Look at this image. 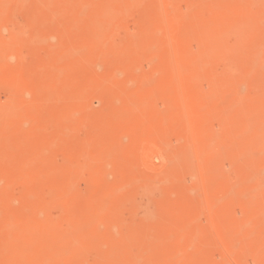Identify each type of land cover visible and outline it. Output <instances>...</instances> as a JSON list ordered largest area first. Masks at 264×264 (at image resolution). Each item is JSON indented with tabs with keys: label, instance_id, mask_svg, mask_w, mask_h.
Listing matches in <instances>:
<instances>
[{
	"label": "rangeland",
	"instance_id": "1",
	"mask_svg": "<svg viewBox=\"0 0 264 264\" xmlns=\"http://www.w3.org/2000/svg\"><path fill=\"white\" fill-rule=\"evenodd\" d=\"M5 1L6 2L8 1L7 4L5 3ZM9 1H11V0H2L0 2V7H1L0 9H2V11L0 10V35L3 36V37L2 36H0V37L2 38V42L4 41V43H3L4 45H7L10 42V40H12L13 37H14L13 40H15V39L17 40V38H18L19 41H21V42H18V44L19 43L20 44H19V46H17V48H15L16 51L14 52V54L12 56H11L12 53L10 55L8 54L7 55L8 57H6V58L4 57L6 55V53L4 54L3 50H2L4 47H1L2 49L0 48L1 49L0 50V57L4 54V56L0 58V62H2V63H0V65H1L0 66V104L2 105V106L0 105V109L3 106H5V103L9 106V107L8 106L7 107L10 109V110L7 109V107L5 106L7 110L5 108H4V110L10 111V116H9L10 118H6V116L9 115L8 114L9 112L6 113L7 115L3 113V116L6 115V116H4V119L5 120L7 119V122L4 121V119H3L4 123L2 121V123H1L2 125L0 124L1 128H3V124H4V128L2 130L0 129L1 130L0 135L2 134V131H3V134L0 136L1 137L0 138V145L2 143H3V145H1L0 148L8 145L7 147L3 148V150L5 149V152H4L5 155H3L4 154L3 152L0 153V159L2 157H5V158H2L3 160H0V167L3 166L2 169L0 168V173L2 172V174H3V176H1L2 174H0V176H1L0 177V195H1L0 196V220L2 221V222L0 221V264H21V262H23L25 260L26 256L24 257V255H23L24 249L22 250V248H24V246H22L21 243L19 242L21 239L20 236L22 235V231H23V230L20 231L22 229V228H19L20 222H22L21 225L24 228L26 227V225H24L26 223H27V226H29V224L31 225L29 227H26L25 229L27 231V228H30L28 230L29 235L30 236L32 235L34 237L33 238L31 236V238H33V241L35 240L34 243H36V244L34 246L33 241L30 238V236H29V239H31V240H28L27 242L29 243V246L31 243L33 244V245H31L33 250L38 248V249H36L38 251V253H36L35 256H30L32 253V250H30L31 251V253H30L28 250H26L28 248L27 247L25 250L28 251V253H30V255L25 251V255L28 254V256L26 257L27 260H25V262L22 264H26L28 261V258L33 261L34 257H35V261H33V263L29 261L28 264L29 263H31V264H37V263L43 264L44 263L43 259H45L43 257H49V255H50L47 252L51 253V258H54L55 257L54 253H55V249H56V245H57L56 244L57 238L59 237V241L62 242L64 236L66 237V233H65L66 231H67V233H70V232L75 233L76 230H73L74 229L73 227H76V225L78 224L77 223L75 225L77 220L79 222L81 220H82V222H84L83 219H79V216H82V214H83L84 220L89 219L88 215L91 216L92 215L91 212H93L91 209L95 208L96 211H98L97 206L100 207V205L102 204L101 199H100L102 197L105 198V199L102 198V200L104 199L105 204H107L106 202L108 201V200L106 201V199L110 200V203H109L110 206L108 204L105 205L106 208L103 207L104 205L101 206L102 207L101 209L104 208V210H102V211L105 212V215L101 211L98 213H100L102 215L101 217H103V215L105 217L103 218V220L102 219L98 220L97 216L100 214L96 215L95 218L97 219L96 221H98L97 226L99 227V228L98 227H96V228L100 234H103V232H105V231L107 232V230H110L111 233H107V234H105L106 232L104 233L106 237L103 235L105 237V239L103 238L104 242L101 243L102 244L101 247H104V246L105 247L103 248L101 253H100L101 249L100 250L94 249L95 250V252H94V250L90 248L89 250H87L86 253L83 251H77L78 255L75 256V254L77 252L72 254V256L74 255L75 257L73 256L74 257L73 258L71 256V259L73 258L76 261V257H77L78 263L76 261V262H74L75 264L76 263L77 264H95L98 261L100 262V264H114L115 262H116L115 264H117V263L120 264L121 262L123 264L124 263L126 264L128 262V261L127 262L125 261L126 256H127L126 260H130L129 261L130 264L131 263L132 264H150V263H152V262H149L150 256L152 257L151 261H153V259H154L153 263H155V264H157V263L158 264H212V262H214V261L215 262L219 261L220 262V263L218 262L219 264H223V263L226 264V262L229 261L228 258H230V257H232V259L229 261V263L227 262V264H252V262H253V264H264V257H263L264 254L262 253L264 250H263V248L262 249L260 248L261 244H259V242L262 243L264 240V234H263L264 229H260V227H261L260 225H262L263 223L262 224L259 223L260 220L261 221L263 220L262 222H264V219H262L264 217V211H262V210H264V203H262V205H263L262 208L258 207L261 205L260 202H264V198H263L264 192L262 193L263 195H260L261 194L260 191H264L263 190L264 189V185H263L264 184V181H263L264 175L261 176L263 173H261L262 169H260V168H263L262 172H264V165H263L264 164V152H263V150H264V143H263L264 142V131H263L264 130V113H263L264 112V69H263L264 64L262 63V62H264V45H263L264 44V39H263L264 38V36H263L264 35V18H263V16H262V18L260 16V15L264 14V12H262V11H264V3H262V2H264V0H261L260 3H259V0H249L250 8H249L248 1L246 3V0H240V1L239 0H237V1L236 0H225L224 2H223V0H181V1L180 0H176V1L175 0H133L132 3L135 2L136 5L130 3L129 0L125 1V3H123L124 0H121V2L123 1L122 5L121 6L118 5L120 7L117 6V9L115 6L114 10H112V11H110L112 9V7L108 6V4L110 5L108 0H106V1L105 0H99V2H98V0L97 1L96 0H82V2L80 0H51V1L50 0H39V1L38 0H26V1L23 0V1H21V3L16 2L17 6L16 5L13 6L14 8L11 6ZM114 1L115 0H113V2ZM118 1H120V0H118ZM84 2L89 3L90 7L88 6V4L86 5V3H84ZM113 2L111 3L113 5H117V3L120 4L119 2H117V0L115 1V3H113ZM128 2H129V4L133 5L135 8L133 6H130V7H126V9H125L124 6H128ZM163 2H164V4H163ZM91 3H93V4H91ZM95 3L97 4V7L100 4L98 9L95 5V9L97 10V13H98L99 9H100V12L98 13L99 14L98 16H91L93 14L96 15L95 13L92 12L93 10H95L94 7L93 6L91 7V5H94ZM105 3L107 5H105ZM159 3H160V5H159ZM217 3H218V6H216ZM2 4H4V6ZM42 4H43V6H42ZM101 4H102V6H101ZM224 4H225L227 9L225 8ZM245 4H247V5H245ZM251 4H254V5H251ZM6 5H7V7L5 8ZM8 5H9V7H8ZM85 5L88 8H90V10H92V11H90L89 9L86 10L87 7L85 8ZM205 5H206V8H205ZM237 5H240L239 8L236 7ZM106 6H108V8L110 9L109 11L111 12V17H107L108 14H110L109 11H108V14L105 15L106 11H104V10H108L106 8ZM175 6H176V9H175ZM187 7H189V9ZM190 7H192L193 9H191ZM212 7H213V9H212ZM252 7H254L255 9ZM8 8H10V9H8ZM159 8H161V10ZM223 8H225V9H223ZM228 8L230 11L228 10ZM128 9H129L130 13H128ZM158 9H159V11H158ZM238 9H241L242 13L245 11L244 13L245 14L248 13V15L253 13V15L248 16V17L252 16V18L250 17L251 21L249 20L248 17H246L247 15H245L244 13L243 14L245 15V18H247V23H246V19H244L243 17L242 18L244 20H242V18H241L242 13H241V16H239L241 10L239 12H237ZM243 9H244V11H243ZM250 9H252V10L247 11ZM253 9L255 10V12ZM124 10L126 12H124ZM54 12H56V13H54ZM115 12H116V14H114V15H116L115 16L116 20H114L115 18L113 17L114 16L113 13H115ZM227 12H228V14H227ZM236 12L238 14H234ZM3 13H4V15H3ZM89 13H92V14L89 16ZM185 13H186V15H185ZM168 14L170 15V17ZM181 14L183 15V17H185V16L186 17L182 18ZM232 14H234V16L235 15L238 16L235 18L238 22L235 19L234 20L232 19V18H234V16ZM257 14H259V15H257ZM55 15H56V17H55ZM160 16H162L163 18ZM173 16L175 17V19H177V21H175ZM225 16H226V18H224ZM152 17L153 18L155 17L156 21H155V18L153 19ZM166 17L168 19L167 22L165 20ZM168 17L172 20V21L170 20V23H169ZM106 18H111V19L114 18L113 23L110 22L111 19H108L106 21ZM209 18L212 20H210ZM260 18L262 20H260ZM5 19L6 20L8 19L7 23L5 22ZM223 19L225 20V22L222 21ZM229 19L232 20L233 24L232 23L230 24L231 21ZM219 20H221V21H219ZM187 21H189L190 23ZM213 21H215V22H213ZM261 21H262V23H261ZM99 22L102 25V27H100V25H98ZM234 22H235V24H234ZM3 23H5L4 25H7V26L3 27V25H2ZM110 23H112V24H110ZM212 23L213 24L217 23V24L212 25ZM238 24H239V27L237 28ZM257 24H258V27H257ZM108 25L110 27L112 26L111 28H114V29L111 30ZM240 25H241V27H240ZM242 25H243V27H242ZM253 25H254V27H253ZM92 26H94L95 28H92ZM155 26H157L158 28ZM187 26L191 27V29ZM193 26L195 28H193ZM197 26L201 27V28L198 29ZM206 26H208V27H206ZM215 26H218V27H215ZM244 26H245V28H244ZM260 26H262V27H260ZM96 27L97 28L100 27V29H96ZM107 27H109V29H110L109 31H113V32H108L110 37H108L109 35L106 36L108 43L105 42V36L102 35V32H104V30H108ZM223 27L224 28L226 27L228 31H226ZM147 28H149V30ZM202 28H205L204 29L205 31H207V29L209 28L210 30L208 29L207 32L209 34L210 33L211 34L208 35L207 32H205ZM242 28H244L245 30ZM182 29L188 30V31L184 30V32L187 35L192 31V29H195V30L193 32H191L192 35L189 34L187 36L185 34L186 35L185 36ZM222 29L224 31H222ZM233 29H236L235 32L238 33L239 35L236 34ZM246 29L248 31H246ZM147 30L149 31V34L147 35L148 39L145 40L144 43H143V41H142V43H140L138 41H137L138 43H136V41L134 39L137 40V38H141V35L144 36L142 38H144V39L147 38V37H145L147 32H148ZM151 30H153V31H151ZM198 30H200L199 33H198ZM218 30H219V32H217V35L219 33V37L216 36L215 32L213 33V31H218ZM220 30L222 31V33H220ZM156 31H158L157 34L155 33ZM202 31H204L208 37L206 36V34L203 36L204 33ZM239 31H241L242 35ZM135 33L138 35L136 36ZM144 33H145V35H144ZM213 34L215 37L211 38L213 36ZM226 34L228 35L229 39H228ZM229 34H231V35H229ZM256 34H257V36H256ZM111 35H112V37H111ZM150 35H152V37H150ZM171 35H172V38H171ZM195 35H197V36H195ZM221 35H223L224 37L225 36L227 37V38L225 37L226 41H225V38L222 37ZM5 36L7 37V39H6L7 42L9 41L7 44H6L5 39H4ZM103 36H104V41H103ZM190 36H192L193 38L192 37L190 38ZM202 36H203V38H202ZM238 36H239V38L241 36L243 38V39L240 38V40H241L240 42H239ZM199 37H200V40L198 41ZM221 37L223 38L225 43L223 42ZM142 38L139 39V41L143 40ZM160 38L162 39L161 40L162 42L160 41ZM168 38L170 39L168 41H170L171 43H169L168 41L165 42V40H167ZM183 38H186L187 41L185 39L183 40ZM234 38H236L237 40H235ZM112 39L113 40L115 39L114 41L116 42V44L114 43V41H112ZM189 39H190V41H189ZM192 39L194 41H191ZM206 39L207 40L208 39L209 40L214 39V41H213L214 43H212V45L210 42L206 43L207 42ZM93 40L96 43L93 42ZM100 40H101V43L99 42ZM202 40L204 43L203 47H201ZM243 40H244V42H243ZM97 41H98L99 46H100V44L102 45V43L105 42L103 44V46L100 47L101 48L100 50H102L103 47H104V49L102 51H105L107 49L110 50V52L108 51L110 54L107 51L101 53V54H105L102 57L103 59L102 58L99 59V53L101 51L98 48L97 49L99 51L97 49H95V47L97 46L96 45ZM128 41L129 42L131 41V43H129ZM180 41H183V44ZM54 42H55V44H54ZM198 42H201V43H198ZM245 42H246V44H245ZM254 42H256V44ZM0 43H1V40H0ZM157 43H158V45H157ZM167 43H169L170 46ZM219 43H220V46H222L223 48H224V46H225V48H227V49L224 48L225 51H223V53L221 52L223 50V48L222 47L220 48ZM226 43L227 44L230 43V44L227 45ZM237 43H239L238 46H236ZM241 43H242L243 47L240 45ZM1 44H0V46H4L3 44L2 45ZM16 44L17 43L15 42V46H16ZM105 44L108 46L107 49H106L107 46ZM135 44H139L140 46H138V45L135 46ZM142 44H144L145 47ZM159 44H161L160 47H159ZM197 44H198V46H197ZM205 44H208L209 47L207 46L208 47L207 48ZM251 44H252V47H251ZM11 45H13V46H11L9 48L13 49L14 48V41L13 42L11 41ZM150 45H152V47ZM204 45H205L206 49L208 50V51L205 50L206 52L203 49ZM226 45H227V47H226ZM239 45L242 47L243 50H241V48H239ZM246 45H248L247 48L249 50L247 48H245ZM109 46H110V48H109ZM129 46H130V48H129ZM173 46H175V48ZM180 46L182 48L185 46L184 48L185 49L187 48L188 51L185 49L183 50ZM190 46H192V47H190ZM210 46H211V48H210ZM218 46L221 49V51H220V49L218 50V48H217ZM6 47L7 46H5V48H4V52H6L5 51L7 49ZM113 47H115V49H118V51H115V49L113 50ZM136 47H137V50L142 49V48L144 50L147 48L146 49L147 51H149V50L151 51L154 48L153 49L155 52V53L153 52L154 56H155V54L158 53L157 49L159 47L160 49H158V51L159 50L160 51H159V54H157V57L156 56L154 57L153 53H151L153 50L150 52L152 55L149 52L148 53H149V55H151V57H154L153 59L158 58L159 57L158 55H160V57L158 58L160 63L158 62L157 59H155V61L157 60V62H155L154 60H150V58H149L150 56L148 55L149 56L148 57L146 55L148 57L147 58L143 53H142L143 55H141V57H140L139 56L141 54L140 50L139 51L136 50V52H138L137 54H139L138 55L139 57L138 56H136V57H138L140 59H135L136 54L134 51H135ZM155 47H157V48H155ZM188 47H189V49H188ZM229 47H231V48H229ZM233 47H236L237 49L238 48L239 49L237 50L236 48H233ZM72 48H74L73 50L76 52H74L72 50ZM180 48L183 51H181ZM192 48L195 50L196 54ZM212 48L217 49L218 52L220 51L219 52L220 54L217 52V54H218L217 55L214 51H210V50H213ZM15 49H13V51ZM121 49L124 53L121 51ZM126 49H127V51H126ZM167 49L169 50L168 52L171 51L170 55L166 54ZM190 49H192V50H190ZM68 50H69V52H68ZM78 50H81V52ZM90 50L91 51L94 50V51H98V52H96V54L93 52H92V54H89ZM129 50H131V52ZM146 50H144L143 52L145 53ZM200 50H201V52H200ZM245 50H247V52H245ZM262 50H263V52H262ZM132 51L134 52V55L132 54L133 53ZM161 51H162V53H161ZM175 51H177V52H175ZM120 52L123 53V54H121L123 57L120 55ZM128 52H130L132 54L131 55L132 58L130 60H134L133 62L129 61L128 58L130 57L129 56L130 53H128ZM163 52L165 54H164V56H161L163 54ZM172 52L174 53L173 55L177 54V56H173ZM203 52H205L206 55L203 54ZM208 52L210 53L209 54L210 58L207 56ZM229 52L231 54H229ZM233 52H235V53H233ZM244 52H245V54H244ZM116 53L119 54V55H117V57H116ZM199 53H201L202 56L205 55L207 58L205 57V59H204V57H200ZM221 53L225 54V55L223 56ZM236 53L239 55L238 57H237ZM257 53H259V54H257ZM63 54H64V57H62ZM65 54L68 55V57H67L68 59L66 58ZM74 54H75V56H74ZM213 54H215V56H217V57L220 56L219 59L216 58V60H215V56ZM235 54H236V56H235ZM255 54H257V55H255ZM21 55H22V57H21ZM90 55L94 56L92 60L90 59L91 58ZM194 55H195V57H193ZM212 55L214 56V58ZM232 55L234 58L232 57ZM18 56H20L19 59H18ZM126 56L128 57L127 58L128 61L126 60V63H123V62H125V60H123V59H125ZM78 57L80 58L79 59L80 62L83 61V59L88 60L87 63L84 60L85 63L82 62L81 65L79 64L78 66H80V68L77 67V65H76V63L78 64V60H77ZM162 57H164V58L168 57V59H166V61H165V59ZM179 57H180V59H178ZM239 57H241V58H239ZM9 58L12 60H9ZM62 58L65 60V62ZM75 58H76V61L74 60ZM173 58H175L176 61ZM181 58H183V59H181ZM188 58H189V60H188ZM193 58H196L198 61H196V59L193 60ZM243 58H244V60H243ZM3 59H5V61ZM58 59H59V62H58ZM89 59L91 61H89ZM172 59H173V61H172ZM191 59H192V61H191ZM217 59H218V61H217ZM60 60H61V62H60ZM120 60H123V62L121 64H125V66L124 65L122 66L118 62ZM143 60H145V61H143ZM56 61H57V63L55 65H57V66H56V69H54L55 68L54 63ZM67 61H68V63H70V62H72V63L68 64ZM74 61H75V63H74ZM98 61H99V64H98ZM136 61H137V63H136ZM177 61H179V62H177ZM185 61H187L188 63ZM194 61H195V63H193ZM201 61L203 62V64L205 66L208 63L210 65L213 64V65H211V67H210V65L206 66V69H208V72L210 74L207 72L206 69H204L205 66L202 64ZM216 61H217V65L215 64ZM5 62H7V63L10 62L8 64L10 66L8 67ZM130 62L133 65V67H132V65H131V67H128V66H130ZM180 62L182 64H180ZM197 62H199L201 65L196 64ZM11 63H13V64H11ZM50 63L51 64L53 63L52 66ZM147 63H150V64H147ZM155 63L160 64L159 65L160 67L158 65L156 66ZM178 63L181 65V66L179 65L180 69H178L179 67H176V64L178 66ZM205 63H207V64H205ZM256 63H257V66L259 65L258 67L256 66ZM49 64H50L49 67L50 68L52 67L50 72L53 73V71H54L53 74L48 73L50 75V82H51V79H52V82H56L55 86H57V84H58L59 86H57V87L60 90V93H58L59 90L56 87L57 90L55 91V93H56L55 96L53 95L54 94L53 90H52L53 96L51 94L47 93L48 95H51L53 98L52 99V98H50V96H48L50 98V100H49V98L48 99L46 98V96H47L46 92L45 93H43V92H44V90L48 91V89H50L52 87V84H54V83L51 82L52 83L50 85L51 87L48 86V88H47L48 84H46L45 89L43 88L41 90V87L43 86V84L45 85L44 80L41 79V76H42L41 73L44 74L42 76V78L45 79V81H46V79H48V77H49V75L46 74V71H47L46 69L48 68L47 65H49ZM192 64L194 65V67L191 66ZM12 65L14 68L12 67L13 70H10ZM101 65H103V66H101ZM154 65L156 67H154ZM163 65H165V66L163 67ZM184 65L186 68L184 67ZM198 65H199V67H197ZM71 66H73L74 68H72ZM174 66L178 70H176ZM260 66H262V67H260ZM1 67H2V69H1ZM62 67H64V68H62ZM75 67H77L76 70L80 69V72L73 73L76 71ZM172 67L175 71L172 69ZM187 67L190 68V70ZM7 68L11 72L8 71ZM50 68H48V70ZM170 68L172 69V72H171ZM184 68L188 69L187 72L184 71L185 70ZM200 68H202L203 70H201ZM39 69H41V70H39ZM229 69L232 71H230ZM2 70L3 71L5 70V71L2 72ZM58 70H60V71L57 73ZM180 70L182 72L184 71V73H182ZM212 70L214 72H212ZM228 70L230 71V73H229L230 76L228 75L229 76L228 77V79H229L228 84L229 85L227 84L225 79L223 80V82L225 81L224 83H226V84L222 83V85H221V83L219 84V81L218 82L215 81V79L220 77V75L223 72H226ZM7 71L10 73H8ZM176 71L177 72L180 71V74L181 73L183 74L182 77H185L184 82L186 84L183 82L184 78H181V77L179 78L178 76H180V74H179V72L177 73ZM198 71H200L199 73H202V72L203 73L196 76L195 73H198ZM216 71H217L218 76L215 73ZM39 72H40V74H39ZM188 72L189 73L191 72V73L189 74ZM236 72H239V73H236ZM249 72L250 73L254 72V73L250 74ZM169 73H170V75H169ZM176 73H177V76H176ZM192 73L194 75H192ZM212 73H215V76H217V77H215L214 74H212ZM231 73L234 74V76H232ZM166 74L169 77L174 75L173 76L174 82L172 81V78L169 79V77L166 76ZM186 74H188V75H186ZM201 75H205L206 77H204V76L200 77ZM245 75L246 76L248 75V76L246 77ZM249 75H251V76H249ZM45 76H46V78H44ZM97 76H99V78ZM165 76L169 80L165 79ZM192 76L194 78V82H197L196 85L192 81L193 80ZM207 76H208V78H209V76H211L210 77L211 79H209L210 81L212 80L211 82H209ZM241 76L242 77L245 76V77L242 78ZM145 77L147 79H145ZM162 77L164 79H162ZM197 77H199L200 80H198L199 78L197 79ZM237 77L239 79L236 80L235 78H237ZM109 78L112 81L108 80ZM191 78H192V80H190ZM244 78H246V79H244ZM105 79H106V82H105ZM142 80L144 81L145 85L143 84V82H141ZM161 80H163V84L162 83L160 84ZM178 80L179 81L182 80V81L179 82ZM186 80H189L190 84L187 83ZM203 80H206V81H203ZM103 81L105 83H103ZM170 81H171V83H170ZM40 82H42V85ZM46 82H48V81H46ZM50 82H49V84H50ZM176 82L178 84H176L177 87L175 88L173 83H176ZM150 83H151V86H153V87H154V84H157V87L155 86L156 87V88L154 87L155 89H153V87H152L153 90H151V86L149 87ZM204 83H205V85H204ZM191 84L192 85L194 84L195 87H193ZM216 84L218 86H216ZM223 84H224V86H223ZM241 84L243 86H241ZM7 85H8V87L9 86H11V88L13 87L12 91H10L11 88L9 90L7 89L8 88ZM146 85L149 88L148 87L146 88ZM163 85H166L167 89H165L166 86L163 87ZM219 85L223 87L222 90H220L222 87H219ZM180 86L181 87L184 86L183 90L184 91L188 90L187 91L188 94L186 92L182 93L183 92L182 88H181V90L177 89V88H180ZM201 86H203V87H201ZM206 86H207V88H206ZM212 86H213V88H212ZM226 86H229V87H226ZM230 86L231 87L234 86L235 90H238V88H239L238 93H236L237 91H235V94H234V95H238V96H234L233 94L232 95L230 94V93H234L233 92L234 89H232V88L230 89L231 92H228L229 89H227V91H226V88H230ZM240 86H241V88H240ZM170 87L177 89L176 92H178L179 90L181 92L176 93V92H174L173 89H172L173 90L172 91ZM197 87L200 89L203 88L204 90L200 91V89H198ZM214 87L220 91L217 92L218 90L212 91L210 89V88H212L213 90H216V89H214ZM52 88H54V85ZM137 88H140L139 90L142 92L141 94L139 93L140 91L139 92L137 91L138 90ZM147 89L148 90L150 89L152 92L150 93V91H148ZM164 89L166 91H163ZM259 89H260V91H259ZM16 90H18L19 97L20 98L22 97L23 101L18 99V93L17 92H16L17 94L15 93ZM143 90H146V92ZM194 90H196V91H194ZM197 90H199V91H197ZM240 90L242 93H244L243 97H242V93H240ZM21 91H22V93H21ZM52 91H48V92L50 93ZM147 91H148V93H147ZM85 92H86V94H85ZM154 92H156V93H154ZM203 92H204V96L206 97V99L204 96H201V95H203ZM222 92H223V94L226 93L227 95L226 94L225 95L228 98H231V100L228 99V101H227V97H225V95L223 96ZM14 93H15V95H14ZM122 93H123L124 98H123V96H121ZM138 93L140 96H138ZM145 93H147L149 95H145ZM180 93H182L184 95L186 94L185 98H182V97H184V95L181 96ZM199 93H200V95H199ZM205 93H207V94H205ZM208 93L209 94L212 93L211 97H210V95H208ZM216 93L220 94V95L218 94L219 98L217 97ZM154 94H157V95H154ZM173 94H177V95L180 94L181 98H180V96H177V95L175 96ZM30 95H32V96H30ZM38 95H39V97H38ZM166 95H168V97H166ZM221 95H222V97H221ZM228 95H230V96H228ZM12 96L15 97V100L18 99L17 103L18 102L19 103L17 104L16 102H14L15 100L14 101L10 100V101H13L14 104L16 105L15 106L12 104L11 105L12 107H11L10 106L11 103L9 104L8 101H9V98H11ZM128 96L130 97V99L127 98ZM154 96H157V97L155 98ZM141 97H142V99H140ZM163 97L164 98L166 97L165 99H167V100L170 99V100H168L167 102L164 100L166 102L164 104V102H162ZM169 97H171V98H169ZM177 97L180 99H178ZM186 97H188V98H186ZM223 97L226 98V100H224ZM235 97H238L237 100ZM175 98L179 101H177ZM201 98L205 99V101ZM121 99H123V100H121ZM183 99H186V100L184 101ZM153 100L154 101L161 100V102L159 103V101H158V104H156L157 102H154ZM229 100L231 102L230 103L231 105L229 104ZM234 100H236V102H238L236 105H234V103H236V102H234ZM121 101H123V102L120 103ZM175 101L181 102V104L178 103L179 104L178 105ZM207 101H209L208 102L209 104L206 103ZM226 101H227V103H226ZM232 101H233V103H232ZM46 102H47V105H46ZM83 102L86 104V106H83V105H85V104H83ZM182 102H184L186 105ZM199 102L202 104V106L200 108L202 111L201 110L200 111L203 113L201 114L202 115L201 118H198L199 119L198 121H197V119L196 120L194 119L195 121L192 120L193 123L195 122L194 123L195 125L196 124L198 125V126L193 125L194 127H192V121L190 119H193V117L190 118L189 114H190V116L194 115V118L200 117L199 115L201 112H199V107H200ZM20 103H22V104L18 107V105ZM27 103H28V106H31L30 109H27V107H28ZM78 103H81V104L79 105ZM170 103H173V105L175 104L174 106H176V105L181 106L182 105L180 107L179 111L182 110L184 107H186V108H184L186 110L184 111V109H183L182 113L177 111V110H176L177 112H175V110L171 109L172 107H174L173 105L170 108V105H169ZM188 103H189V106H188ZM43 104L46 107L47 106L48 107L43 108L42 107ZM77 104L80 107L82 106L83 109L81 108L82 110H77V108L80 109L79 107H77L78 106ZM153 104H154V106H153ZM132 105H133L134 109L132 108ZM139 105H141V106H139ZM149 105H151L153 107L149 108L150 107ZM155 105L158 106L159 108L157 107L158 108L157 109ZM166 105H169V107ZM203 105H205V106L207 105L206 108ZM209 105H210V109H209ZM221 105H225V107L223 106V108H225L226 110L223 108H220ZM160 106H162V107H160ZM165 106L168 109H171L170 111H172V110L173 111L170 113V111ZM229 106H232V107H229ZM39 107H40V110H42V108H43V112L42 111L40 112L38 110ZM90 107H92V108H90ZM228 107L230 109H228ZM16 108H17V110H16ZM120 108H122L124 111L127 108L129 110V112H126V113H128V115H126V113H123L124 112L123 110H119ZM162 108L164 110L167 109L166 112ZM190 108L192 109L191 111H190ZM197 108H198L199 114L196 112ZM207 108H208V110L206 111ZM217 108L220 109L221 115L226 114V117L227 118L229 117V118L225 119V116H223L222 118H224L225 120L220 119L221 117L220 118L218 117L219 116L218 112H220V111H218L217 113L215 112L216 113L215 115H217V116H215L214 113H212V112H214V110L215 111L219 110ZM234 108H236V109H234ZM2 109H1V111L3 112L4 110H2ZM18 109L20 112H19V114L15 115V113H18ZM72 109H75V111L71 113L70 110H72ZM127 109H126V111H128ZM155 109H156V112H153V111H155ZM174 109H175V107H174ZM204 109H205V111H204ZM231 109L233 110L232 115H230ZM241 109H243L245 111H243ZM255 109H257V110H255ZM14 110H15V113L13 112ZM27 110H29V112ZM33 110H35V111H33ZM113 110L114 111L116 110L115 114H114ZM143 110L144 111L150 110L148 112H150L151 114L148 112L146 113V111H145V113L147 114L146 118H145V116H144L145 114H144ZM227 110H228V112H230L229 114H228ZM236 110L238 112H236ZM67 111L68 112L70 111L69 114H71V116L68 114L70 116L69 117L70 119L68 117H66V116H68L66 114ZM120 111H121V114H120ZM157 111H158V115H163V113H164V115L168 114V113H170V115H171L174 112L175 114L174 113L173 114L175 116H172V117L175 118V120H177V121H174L172 117L170 118V116H168L169 118L167 117L166 118L167 120H165L163 117L164 115L162 116L163 119H161V121H157V119L160 117V116L159 117L155 116L157 114ZM187 111H189V112H187ZM208 111H211V114ZM38 112H40V113H38ZM76 112L78 114L79 113L80 114L77 116ZM141 112L143 113V115L138 116V115H141L140 114ZM190 112H192V113H190ZM195 112L198 115L194 114ZM233 112L234 113L236 112L235 113L236 115H233L234 114ZM243 112H244V115H243ZM13 113H14V115L12 116ZM73 113H76V114L74 115ZM133 113H137V114L133 115ZM154 113H156V114L154 115ZM185 113H189L188 118L186 117ZM238 113H240V116L238 115ZM38 114H39V116H38ZM124 114L126 115V117L129 116V114H131L129 116L130 118L127 117V119H126ZM203 114L207 115V116L205 115L206 118L205 117L203 118L204 121H205V119H207L206 123L202 120ZM241 114L244 117L241 116ZM19 115H21L20 116L21 118H17V117H19ZM73 115L75 118L73 117ZM152 115L155 117L153 118ZM32 116L34 118H36V116H37L38 120L35 119V121L38 124H40L38 127H33V126H35L33 124H35L36 122L33 123ZM182 116H184L185 118ZM256 116H258V118ZM82 117H83V119H81ZM85 117L86 118L88 117V118L86 119ZM121 117L123 118V120H121L122 119ZM156 117H158V118H156ZM232 117H233V119H232ZM1 118H3V117H1ZM22 118H23V120H22ZM124 118L126 119L127 122L130 120L128 125L125 124L126 121L124 120ZM15 119L18 122L14 123ZM85 119H86V121L83 122V123H85V127H84L83 123L81 122L82 123L81 125H83L84 128L82 126H77L80 124V121L85 120ZM152 119H155V120L151 121ZM181 119H183V120L186 119L187 122L191 124V126L188 127V125H187L188 123L184 120L187 123L186 127L188 129H186V127H183L184 129L181 128V126H184L181 124L183 122V120L180 122ZM236 119H238L240 122L236 121ZM51 120H53V122ZM144 120L147 121V124H145L146 122H144ZM158 120H160V119H158ZM163 120H165V121H163ZM189 120H190V122H189ZM63 121H66V122H63ZM166 121H167V123H166ZM234 121H236L237 124H239V123L240 124L237 125L236 122H234ZM247 121H249L250 123ZM0 122H1V120H0ZM152 122H153V125H151ZM11 123H14V124L12 125ZM148 123H150V124H148ZM50 124H52V125H50ZM94 124H95V127H94ZM164 124H165V126H164ZM146 125H147V127H146ZM179 125H180V127H177ZM31 126L33 128H31ZM43 126L46 127L44 129V131H42L44 128ZM96 126H98V128ZM141 126L143 127V129ZM155 126H156V128H154ZM166 126H167V128H166ZM190 127H191V129H190ZM93 128L95 129V131ZM178 128H179V130H181L180 132L182 134L180 132H178L179 130L177 131ZM193 128H195V129H193ZM223 128L225 130L227 129L225 131V134L223 133V131H224ZM121 129H123V130H121ZM156 129H157V131H156ZM166 129H167V131H166ZM192 129L195 131H193ZM257 129L258 130L260 129L259 130L260 132ZM9 130H11V131H9ZM53 130H54V132L57 131L56 132L57 134L53 133L51 135ZM108 130H110V132H108ZM138 130L140 131V133ZM190 130H191V132H190ZM47 131H49V133H50L49 135H48ZM70 131L71 132L74 131V132L71 133ZM185 131H187L189 133H187ZM262 131H263V133H261ZM24 132H25V135L30 136L31 139L28 138L30 140L26 139L27 138L26 136L25 137L23 136ZM166 132H167V134H166ZM45 133H47V134H45ZM215 133H217V134H215ZM54 134H56V135H54ZM142 134L144 137L141 136ZM211 134H214V136H212ZM222 134H223V136H222ZM151 135H153V136H151ZM209 135H211V137H213V140H211L212 138L211 139L208 138ZM215 135H217V137ZM2 136H3V138H2ZM123 136L125 137V139H123L124 138ZM259 136L260 137L263 136V137L260 138ZM43 137H46L47 140H43ZM180 137H182V138H180ZM222 137H223V140L221 139V141H220V138H222ZM256 137L259 138L260 140L256 139ZM70 138L73 139V142L67 143L70 140ZM163 138H165V139H163ZM196 138H198V139H196ZM214 138H215V140H214ZM121 139H123V140H121ZM254 139H256V141ZM13 140L15 141V143ZM66 140H68V141H66ZM153 140L154 141L156 140L157 143H155L156 141L153 142ZM159 140H161L162 143ZM210 140H211V143L206 142V141H210ZM252 140H254V141H252ZM1 141H2V143H1ZM33 141H35V142H33ZM70 141H72V140H70ZM149 141H152V142L150 143ZM195 141L198 143L196 144ZM213 141H215V142L213 143ZM218 141H220V146H219L220 148L218 147V145H219ZM101 142L105 145L101 144ZM204 142L206 145L208 144L207 146L205 145L206 148L204 146ZM216 142H217V144H216ZM149 143L152 145L150 146ZM212 143L215 145L214 146L211 145ZM75 144L76 145L79 144L78 147L75 148ZM154 144H160L161 146L164 144L163 147H165V146L167 147V152L172 151V153L169 154V152H168V155L166 154V157H163L154 151H150L149 153L146 154V157H143L142 153H140V152H143L142 149L144 150L146 147L149 148V147L155 146ZM177 144H179V145H177ZM82 145H84L86 147L83 148L84 146L82 147ZM99 145H101V146H99ZM119 145H120V147H119ZM72 146L75 149H73ZM221 146H223V147H221ZM79 147H81V148L78 149ZM98 147H101V148L97 149ZM107 147H109L110 149ZM201 147H203V148L201 149ZM216 147H218V148H216ZM8 148H9V150H8ZM12 148H13L15 153L12 151L14 153V155H12V157H10L11 154L7 155L6 152L9 151L8 153H10L11 152L10 150ZM22 148H24V150H22ZM25 148L30 149V150H26V151H30V154H31V152H35V153H32L33 155L35 154L34 156H37L38 153H40L39 155L41 157L43 155L44 156H47V155L51 156V157H49L51 159H49L47 156L45 158V160H43L44 164H42L43 166H47L49 171L51 170V168H53L52 163H56V162L58 163V161H59V163L55 166H56V169H60L59 170L60 172L59 171L55 172L56 169L53 168V170H52L53 173L50 171L52 173V175H51L50 172L45 171L46 167H44V169L39 170L41 167L40 168L38 167L39 168L38 169L37 164H38V166L41 165L39 162H40V160L42 161V159H44V156L42 158H40L38 155L36 160L38 158H40V159H38L39 161L37 160V164H36V162H33L35 158H33V161H32L30 159L31 158L30 156H29V160L26 161V159H28V158H25V156H27V154H25ZM91 148H94V149L91 150ZM105 148L107 149L106 151H104V152L99 151L100 149L105 150ZM197 149L199 151H197ZM220 149H222V150L220 151ZM249 149H251V151ZM18 150H21V151L19 152ZM46 150H48L49 154L47 153ZM74 150H76V151H74ZM138 150H140V151L138 152ZM44 151H45V153H44ZM98 151L101 153L100 155L98 154ZM188 151H190V152H188ZM200 151H205V152H203V154H202V152H200ZM68 152L70 154L71 153H73V154L70 155ZM92 152H93V156H92V154L91 155L89 154ZM185 152L188 153V155ZM197 152H200V154L198 153L199 154L198 155ZM211 152H212V155H209ZM220 152H223V153H220ZM250 152H253V153L250 154ZM95 153H97V155ZM108 153H110V154H108ZM189 153L190 154L192 153V155H190ZM235 153H237V154L234 155ZM32 154H31V156H32ZM94 154H95V156H94ZM194 154L195 155L197 154V155L194 157ZM207 154H208V156H207ZM249 154H250V160L251 161L249 160ZM107 155H108V157L109 156L110 157L108 158ZM6 156H9V157L6 158ZM198 156L199 157L201 156L200 159ZM232 156L233 157L236 156V158H234L235 162H233L234 160L233 161L231 160V159H233ZM100 157H102V159ZM184 157H185V159H184ZM238 157H239V159H237ZM47 158H48V163L46 162ZM63 158H65V159H63ZM252 158H254V159L257 158L256 162L254 159L252 160ZM7 159H10V161L8 160L10 163L6 161ZM243 159L246 160V161H244L246 163H242ZM184 160L185 161L189 160L190 163H188V162L185 163ZM241 160H242V162H241ZM25 161H26V163H25ZM204 161L206 163H204ZM63 162L66 164H64ZM85 162H86V164H85ZM98 162H100V163H98ZM177 163H179V164H177ZM233 163H235V164H233ZM239 163L244 164L245 166H246V164L249 165L248 168H246L245 166L242 165V167H245L246 169H248L247 173H246V171H244V172L242 171V167L240 166L241 164H239ZM32 164H34L36 166L35 167H34V165H33V167L30 166ZM70 164H71V166H70ZM207 164H208V166H207ZM213 164H214V166H213ZM18 165L21 166L19 168L23 169V170L21 169L22 172L24 171L22 173L23 177L21 175H19L21 177L20 180H18L19 179L18 176H16L17 179L12 180L11 179L12 175H14V176L16 175L15 173L17 171H15V169H17ZM72 165H73V167H72ZM75 165H76V167H74ZM236 165H239L241 167L240 168V170L242 171L241 173H244V174L246 173L248 176H250L251 179L247 176H246L247 178L243 177L244 174L242 175L239 172L240 170L239 171L237 170L238 167ZM256 165L257 166L259 165V167H260L259 168L260 173L257 172L259 175L256 173V171H254L255 174L253 173V169L257 170V169H255V168H257ZM81 166H82V168H81ZM250 166L253 168H252V172H250L251 174H248L249 171L251 170ZM4 167L5 168L7 167L6 170ZM24 167H26V169ZM27 167L29 169H27ZM49 167H51V168H49ZM106 167H108L109 169L106 170ZM187 167H189V168H187ZM199 167H201V168L203 167V168L201 169ZM233 167L237 168L236 169L237 173L234 172L235 169ZM89 168L91 169L92 172L90 171ZM232 168L234 169V171ZM34 169H36V172H35L36 174L33 173ZM82 169H83V171H82ZM187 170H189V171H187ZM200 170H202L203 172ZM243 170H244V168H243ZM213 171H214V173H213ZM221 171H223V172L225 171V173L221 174L222 173ZM37 172H40V173L37 174ZM108 172H109V174H108ZM200 172H201V175H197ZM205 172L207 173L206 175L210 174V175H208L209 179H208V177H206ZM215 172L218 173V174H216V176L214 175ZM219 172L221 175H219ZM238 172H239V174H238ZM55 173H57V175H58V176L56 175L57 177H54ZM97 173H98V175H97ZM20 174H21V172H20ZM32 174H34V175H32ZM83 174L86 175L85 178H84ZM104 174H106V175H104ZM164 174H165V176H164ZM226 174H227V176H225ZM236 174L238 175V177H239V175H240V177L242 175V177L246 178V179L242 180L243 179L242 178L241 180H239L237 178ZM252 174H254L256 179H259L262 183H259V180L254 181L255 177H252L253 176ZM202 175H203V178H202ZM27 176H29L30 178L28 179ZM31 176H33V177H31ZM69 176L72 177V180H71V177L69 179ZM204 176L206 177V179H204ZM220 176L221 177L223 176V178H225V179L223 180V178H222V180H218V178ZM259 176L262 180L259 178ZM155 177H157V178H155ZM221 177L219 179H221ZM31 178H35V182L37 180L38 183L35 184L33 181L34 184H32V183L30 184L29 182H31ZM130 178H132V179H130ZM210 178L212 179V181L215 180L216 184L214 182H212ZM184 179L186 181H184ZM26 180L27 181L30 180V181L26 182ZM252 180H253V182L250 183ZM196 181H198V183ZM223 181L228 183L229 187H227V188H229V189L231 187L230 184L232 183L230 181H234L233 183L235 184V186H233V191L230 189L231 193L229 192V189L228 190L225 189L224 186L226 183L224 184ZM235 181H238L240 184L237 182L235 183ZM69 182H71V183H69ZM256 182H257V184H256ZM219 183L222 184L223 187L220 186ZM246 183H247V185L248 184H250V185L247 186ZM166 184H168V185H166ZM209 184H210V186H209ZM197 185L199 187H197ZM252 185H254L253 187L254 188L256 187V188L252 189L253 188V187H251ZM27 186H28V188H26ZM68 186H70L72 188H70ZM240 186L242 188H243V186L248 187L249 191L247 190V188H245L243 191L245 192V190H247L244 194L247 197L250 196L251 201L248 198L247 199L249 201H247L246 197L244 196L243 193L241 195H238L241 192H243L241 190L242 188ZM261 186H263V187L260 188ZM5 187L6 188L8 187L7 189H8L9 193L7 192V189H6V191L4 190ZM146 187L148 189L151 188V190H148ZM239 187L241 188L240 193L238 190ZM9 188H10V190H9ZM31 188H34V189H32L30 191ZM155 188L157 191L155 190ZM211 188H213V189L215 188V191ZM216 189H218V191H216ZM256 189L258 190L259 193L257 192ZM68 190L70 191L68 193V195L63 193L64 191L68 192ZM109 190L111 193L109 192ZM146 190H147V192H146ZM211 190L213 192H211ZM219 190L222 192H219ZM234 190H238V194L234 193V192H236ZM60 192H62L61 195H59L60 197L62 196L64 198L65 195L67 196V197L65 196L66 200L65 199L63 200V198H62V200H63L62 202H60V200H59L61 198H59V197L55 198V196L58 193L60 194ZM227 192H229L230 194ZM251 192L253 193V195ZM144 193H146V194H144ZM147 193H148V195H147ZM225 193L228 195H226ZM254 193L255 194L258 193V195H254ZM5 194H7V195H5ZM52 194L54 195V197L52 196L53 199L55 198L54 200L51 198ZM62 194H65V195H62ZM235 194H237L236 197L239 198V201L237 198L235 200L233 199V196ZM247 194H249V195H247ZM72 195L74 198L73 197L71 198ZM74 195L79 196L80 198L77 197L79 199L75 200ZM211 195L214 196V199H215V196L218 197L216 199L217 202L215 201V203H214V201H213L214 199H211L212 200V202H211V200H210ZM30 196H31V198H30ZM154 196H156V197H154ZM252 196L254 197L253 198L254 202L252 201ZM221 197H223V198H221ZM240 197L245 198V200L243 198H241L242 199V201H241ZM37 198L40 199L39 202H38ZM255 198H256V200H259L258 202L260 204L255 201ZM51 199L53 201H51ZM231 199L233 201H231ZM201 200L203 202H201ZM42 201H43V203H45V201H47L48 204L45 203V205H42ZM117 201L119 204L117 203ZM248 202H250V204ZM255 202H256V205H255ZM37 203H39V204H37ZM201 203H203L204 205ZM212 203H214V206H212V208H211L210 207L211 205L209 206V204H212ZM216 203H220V204L216 205ZM33 204H35V206ZM253 204L255 206H253ZM215 205L217 206V209L214 211L213 208L214 209L216 208ZM248 205L249 206L251 205L250 208ZM31 206H32V208H31ZM116 206H118V207H116ZM218 206H219V208H218ZM224 206H226V207H224ZM229 206L231 207V210L236 211V213L238 215L235 212L232 213ZM234 206H235V208H234ZM53 207L56 210L53 209ZM57 207H59V208H57ZM253 207H254V210H256L257 208L262 209L261 211L263 213L260 212L258 209H257L258 211L256 210V211H254V213L255 214L257 213V216L261 215L260 213H262L263 217H257L256 218L253 216L254 219H257L259 221L255 220L256 221L255 222L253 219L254 222L249 223L250 221H252V220H249V218H253L252 215H251V217L249 215V214H254V213H252ZM221 209H223V210H221ZM241 209H242V211H241ZM248 209H249V211H248ZM32 210H34V211H32ZM90 210H91V212H90ZM229 210L231 211V214H230ZM29 211H32V212L30 213ZM96 211H95V213H96ZM212 211H214V213ZM222 211H223V213H222ZM87 212L88 213L90 212V213L88 214ZM146 212H148V213H146ZM154 212H156V213H154ZM211 212H212V214L209 215V213H211ZM216 212H217L218 217L215 215ZM33 213L35 215V217L33 216L34 219L31 216V215H33ZM24 214L25 215L27 214L29 216V218L27 217V219H25ZM36 214L38 215L37 217L40 216V219H42L41 217H43V219L46 221L42 222V220H39V218L37 219ZM69 214H71V216ZM76 214H80V215H76ZM94 214L92 216H94ZM222 214H223V216H222ZM228 214H230L231 216H229ZM56 215L59 216V218H57ZM48 216L50 218L52 217V220H54V221L57 219L60 223L59 222L58 223L55 222V223H57L58 225L60 224V225L57 226V228L55 226H53L55 223L52 220H50ZM86 216H88V217L86 218ZM212 216H214L212 218V220H213L212 223H214V220H215V223L217 222L219 225H217V224L214 225V224L210 223L212 221L210 217H212ZM144 217L147 219L149 218V219L147 220ZM229 217H231L232 220ZM237 217L239 219H237ZM246 217H248V218H246ZM70 218L73 219V221ZM80 218H82V217H80ZM223 218H229L228 219L229 223L227 220L225 221L226 222L225 223L223 221ZM35 219H37V221L39 220V224H40V225L38 224L39 226H37L38 222L35 223V226H33V223H31V221L35 220ZM240 219L241 220L244 219L245 223H243V220L240 221ZM93 220L95 221V219H93ZM235 220H236V222L239 223V225H237V227L235 224L236 222H234ZM96 221H95V223H96ZM45 222H47V223L49 222V224H50V222H53V223L49 225ZM8 223L10 226L8 225ZM44 223L53 228V229L50 227L46 228L49 231H50V229H52L51 232L48 231V234H47V237H50V239H49L50 242H49V240L46 239L47 238L46 233L45 232L42 233V230L44 231V229H45L43 227L46 226ZM99 223H100V226H99ZM222 223L225 224V225H223L224 227H226L225 229L229 228L228 230L230 231V233L227 232L228 230L226 231L223 228H222L223 231L222 230H221V232L219 231L221 229V227L220 228H218V227L220 225L222 226ZM240 223L243 225H241ZM41 224H44L45 226L43 225V227H42ZM7 225H8V227H7ZM227 225L230 227H228ZM240 225L242 227L244 226L245 228L242 229V227L241 228L238 227ZM256 225L258 226V228H256ZM213 226L215 228L217 226L218 230L216 228V230H215L216 232L214 231L215 228ZM248 226H251V227H248ZM253 226H255V228H256L254 230V232L257 230V232H255V234L252 231ZM262 226H264V224ZM11 227H12V230H10V231H12V232H8V229H11ZM14 227H17L18 231ZM34 227H36V228H34ZM39 227H41L42 229ZM61 227L64 230L63 229H62V231L59 230ZM232 228H233L235 233L240 232V234H241V231L244 230L242 232L243 234H241L242 238L240 237V235H238L239 233L235 234L234 232H231ZM14 229H16L15 230L16 232H14ZM37 229L39 232H37L38 234L36 235L35 234L36 232H34V231H37ZM70 229H72V230L70 231ZM197 229H199V230H197ZM248 229H250L254 235V236L250 235L251 239H255L256 238L255 236H257L256 235L257 233L259 234V238H260V234L262 233L261 238L258 240V237H257L255 239V243L252 242L250 237L248 236L249 237L248 238L246 236V233L248 234L250 232V230L248 232ZM180 231H182V232H180ZM211 231H213L212 233L215 236H213V234L209 233ZM259 231H262V232H259ZM55 232H56V235L54 234ZM252 232H251V234H252ZM8 233H10L9 234L10 236L12 235L11 237H14L13 242L8 240V238L6 239V235ZM15 233H17L18 235L16 234V236H15ZM50 233H52V235L54 234L53 236H54V238H56L55 240H53V236L51 237ZM221 233H222V235H220ZM233 233L236 236H238V238L236 237L238 241H239V238L242 239L241 241H239L240 243L236 239H235L237 241L236 243H235V241H233L234 239L230 240V239H232L231 235ZM234 234H233V236H234ZM127 236L131 237V241L126 238ZM217 236H219V237L221 236L222 240L217 238ZM224 236L226 237L225 238L226 240L228 239L229 241H233L234 243L231 242L232 244H237V245L240 244L238 246L235 245L236 248L238 247L237 250H233V249L231 250V251H233V253L235 252L234 254H231L232 252L231 253L228 252L229 250L227 251V249H230L228 247L233 246V245H231V244L228 246L224 245L225 243H227V244L230 243L229 241H225V243H224V240H225V239L223 240ZM244 236L247 238H244ZM7 237H8V235H7ZM38 237H41V238H38ZM229 237H231V238L229 239ZM133 238H136V239H134L135 241L132 240ZM167 238H169V239L167 240ZM10 239H12V238H10ZM45 239L47 240V241H45L47 243V245L41 244V243H43L42 240H45ZM126 239L128 240V242L130 241V243L125 244L127 242ZM165 239H166V241H164ZM213 239H214L215 245L217 247L213 244L214 243ZM216 239H218L217 242L218 241H220V242L216 243ZM7 240L10 241L9 242L10 247H9V245L6 246V244H8L6 242ZM64 240H65V238H64ZM15 241H18V242H16V244H17L16 247L12 246V245H15L14 244ZM99 241H101V240H99ZM162 241L164 242L163 244L161 243ZM257 241H259V242H257ZM51 242H53V246H51L53 248V251H52V248L49 246V243L51 245ZM97 242H98V239H97ZM221 242H223L222 243L224 246L223 248L221 247L222 246ZM242 242H243V245H242ZM2 244L3 245L5 244V246L7 247V251L5 248H3L5 246H2ZM159 244H162V245H159ZM252 245H253V247H252ZM257 245L259 247H257ZM47 246H49L48 250L46 249ZM235 246H233V247H235ZM262 246L264 247V244ZM124 247L126 249H124ZM233 247H231V248H233ZM250 247H251V249H253L254 254L255 253L258 254V255L256 254L257 255V257L255 256L256 258L254 257V254L251 253L253 251L250 249ZM220 248H222V249H220ZM225 248H226L225 251H227L228 253L224 251ZM259 248H260V250H262V251H260L262 253V255L259 254L260 252L259 253L256 252V251H259L258 250ZM28 249H30V248H28ZM179 249H180V253H179ZM240 249H242V250H240ZM245 249L248 250V252ZM221 250H223V252ZM43 251L45 253H43ZM127 251L128 252L130 251L132 253V254H129V256H130L129 259H128V255L126 254ZM218 251H219V253H218ZM237 251H238V253H237ZM241 251H243V253H241ZM17 252H19L20 254H18ZM211 252H212V254H210ZM244 252H246V253L244 254ZM124 253H125V257H124ZM216 253H218L219 256L213 257V256L217 255ZM14 254H15V257H14ZM226 254H231V255L228 256ZM16 255L19 257L16 258L17 257ZM148 255H150V256H148ZM220 255H224V256L226 255L228 260H226V257L223 258ZM241 255H243V256H241ZM260 255H261V258H260ZM20 256H23L24 260ZM133 256L135 257V259H136V257H137V259L138 258L139 259L134 260ZM238 256H241V257H238ZM30 257H32V259ZM140 257H142V260ZM51 258H50V260H45V262L46 261L50 262L52 260H55V259H51ZM12 259L15 261L12 262ZM19 259L21 260V262L19 261ZM208 259L210 262L208 261ZM214 259H216V260H214ZM258 259H259V261H261V260H263V261L259 262ZM63 260H61V263L62 262L67 263L68 262V261L65 262V260L64 261ZM74 260H72V262ZM251 260H253V261H251ZM10 261H11V263H10ZM82 261H83V263H82ZM99 262L97 264H99ZM217 262L215 264H217ZM54 263L57 264L58 262H54ZM54 263H52V264H54ZM61 263H58V264H61ZM44 264H48V263H44ZM68 264H69V262H68Z\"/></svg>",
	"mask_w": 264,
	"mask_h": 264
},
{
	"label": "bare ground",
	"instance_id": "2",
	"mask_svg": "<svg viewBox=\"0 0 264 264\" xmlns=\"http://www.w3.org/2000/svg\"><path fill=\"white\" fill-rule=\"evenodd\" d=\"M1 1H2V0H1ZM1 1H0V2H1ZM21 1H23V0H11V1H9V2H10V4H11V6L13 7V6L16 5V2L21 3ZM25 1H26V0H25ZM38 1H39V0H38ZM50 1H51V0H50ZM80 1L82 2V0H80ZM96 1H97V0H96ZM105 1H106V0H105ZM115 1H116V0H115ZM115 1L113 2V0H110V1L108 0V2L110 3V5L108 4V6H111L112 9L110 10V9L108 8V6H106V8H107L108 10H104V11H106L105 15L108 14V11H109V10H110V11L114 10V7H115V6H116V9H117V6H118V5H120V6L122 5V2H123V1L121 2V0H120V1L117 0V2H119L120 4H118V3H117V5H113V4H111L112 2L115 3ZM125 1H127V0H124L123 3H125ZM175 1H176V0H175ZM180 1H181V0H180ZM224 1H225V0H223V2H224ZM236 1H237V0H236ZM239 1H240V0H239ZM247 1H248V4H249V0H246V3H247ZM7 2H8V1H7ZM7 2L5 1L6 4H7ZM98 2H99V0H98ZM101 2H102V1H101ZM129 2L132 3L133 0H129ZM129 2H128V6H124L125 9H126V7L133 6V5L129 4ZM260 2H261V0H259V3H260ZM5 3H4V4H5ZM38 3H39V2H38ZM84 3H86V5L88 4V6L90 5V4L87 3V2H84ZM96 3H97V2H96ZM96 3H95L94 5H91V7L93 6L94 9H95V5H96V7H97V4H96ZM226 3H227V2H226ZM257 3H258V2H257ZM262 3H264V2H262ZM4 4H2V5L4 6ZM82 4H83V3H82ZM91 4H93V3H91ZM132 4H135V2L132 3ZM163 4H164V2H163ZM212 4H213V3H212ZM240 4H241V3H240ZM80 5H81V4H80ZM86 5H85V8L87 7ZM105 5H107V4L105 3ZM135 5H136V4H135ZM159 5H160V3H159ZM161 5H162V4H161ZM222 5H223V4H222ZM243 5H244V4H243ZM245 5H247V4H245ZM251 5H254V4H251ZM261 5H262V4H261ZM16 6H17V5H16ZM42 6H43V4H42ZM99 6H100V4L98 5V7H99ZM101 6H102V4H101ZM120 6H118V7H120ZM207 6H208V5H207ZM216 6H218V3H217ZM224 6H225V4H224ZM239 6H240V5H237L236 7L239 8ZM255 6H256V5H255ZM6 7H7V5L5 6V8H6ZM8 7H9V5H8ZM47 7H48V6H47ZM89 7H90V6H89ZM98 7H97V9H98ZM111 7H110V8H111ZM133 7H134V6H133ZM158 7H159V6H158ZM194 7H195V6H194ZM257 7H258V6H257ZM0 8H1V7H0ZM13 8H14V7H13ZM16 8H17V7H16ZM50 8H51V7H50ZM100 8H101V7H100ZM106 8H105V9H106ZM134 8H135V7H134ZM163 8H164V7H163ZM187 8L189 9V7H187ZM190 8L193 9L192 7H190ZM205 8H206V5H205ZM225 8H226V6H225ZM225 8H223V9H225ZM233 8H234V7H233ZM240 8H241V7H240ZM249 8H250V4H249ZM252 8H254V7H252ZM261 8H262V7H261ZM8 9H10V8H8ZM42 9H43V8H42ZM88 9L90 10V8L87 7L86 10H88ZM118 9H119V8H118ZM120 9H121V8H120ZM159 9L161 10V8H159ZM159 9H158V11H159ZM175 9H176V6H175ZM212 9H213V7H212ZM212 9H211V10H212ZM215 9H216V8H215ZM226 9H227V8H226ZM254 9H255V8H254ZM254 9H253V10H254ZM0 10L2 11V9H0ZM6 10H7V9H6ZM216 10H217V9H216ZM228 10H229V8H228ZM240 10H241V9H238L237 12H239ZM251 10H252V9L247 10V11H251ZM4 11H5V10H4ZM90 11H92V10H90ZM90 11H89V12H90ZM110 11H109V12H110ZM120 11H121V10H120ZM190 11H191V10H190ZM225 11H226V10H225ZM229 11H230V10H229ZM229 11H228V12H229ZM243 11H244V9H243ZM247 11H246V12H247ZM6 12H7V11H6ZM92 12L95 13L96 15H94V14L91 15L92 13H89V16H90V15H91V16H98V15H99L98 13L100 12V9H99L98 13H97V10H96V9L93 10ZM124 12H126V11L124 10ZM161 12H162V11H161ZM192 12H193V11H192ZM209 12H210V11H209ZM215 12H216V11H215ZM228 12H227V14H228ZM237 12L234 13V14H238ZM244 12H245V11H244ZM244 12H243V13H244ZM252 12H253V11H252ZM254 12H255V10H254ZM259 12H260V11H259ZM259 12H258V13H259ZM262 12H264V11H262ZM7 13H8V12H7ZM37 13H38V12H37ZM54 13H56V12H54ZM121 13H122V12H121ZM128 13H130V12H129V9H128ZM159 13H160V12H159ZM181 13H182V12H181ZM190 13H191V12H190ZM241 13H242V10L240 11V15H239V16H241ZM243 13H242L241 18L243 17L244 19H246V23H247V18H245V15H247L246 17H248L249 15H253V13H252V14H249V15H248V13H246V14L244 13L245 15H244ZM86 14H87V13H86ZM100 14H101V13H100ZM114 14H116V12L113 13V15H114ZM124 14H125V13H124ZM170 14H171V13H170ZM179 14H180V13H179ZM212 14H213V13H212ZM234 14H232V15L234 16ZM3 15H4V13H3ZM52 15H53V14H52ZM57 15H58V14H57ZM109 15H110V16H109ZM113 15H112V16H113ZM120 15H121V14H120ZM122 15H123V14H122ZM168 15H169V14H168ZM181 15H182V14H181ZM185 15H186V13H185ZM185 15H184V16H185ZM187 15H188V14H187ZM217 15H218V14H217ZM243 15H244V16H243ZM257 15H259V14H257ZM5 16H6V15H5ZM80 16H81V15H80ZM115 16H116V15L113 16V17L115 18V19L113 18L114 20H116V17H115ZM153 16H154V15H153ZM178 16H179V15H178ZM210 16H211V15H210ZM214 16H215V15H214ZM260 16H261V18H262V16H263V18H264V14H263V15H260ZM55 17H56V15H55ZM107 17H111V12H110V14H108ZM160 17H162V16H160ZM169 17H170V15H169ZM169 17H168V18H169ZM173 17H174V16H173ZM185 17H186V16H185ZM185 17H183V15H182V18H185ZM203 17H204V16H203ZM231 17H232V16H231ZM236 17H238V16L235 15L234 18H232V19L234 20ZM250 17L252 18V16H250ZM250 17H248V18H249V20L251 21V18H250ZM152 18H153V17H152ZM154 18H155V17H154ZM154 18H153V19H154ZM162 18H163V17H162ZM176 18H177V17H176ZM189 18H190V17H189ZM205 18H206V17H205ZM212 18H213V17H212ZM221 18H222V17H221ZM224 18H226V16H225ZM243 18H242V20H244ZM261 18H260V20H262ZM108 19H111V18H106V21H107ZM113 19H111L110 22L113 23ZM174 19H175V17H174ZM192 19H193V18H192ZM192 19H191V20H192ZM206 19H207V18H206ZM209 19H210V18H209ZM256 19H257V18H256ZM256 19H255V20H256ZM1 20H2V19H1ZM7 20H8V19H7ZM7 20L5 19V22H6V23H7ZM52 20H53V19H52ZM162 20H163V19H162ZM165 20H166V22H167V20H168L167 17H166ZM170 20H171V19L169 18V23H170ZM182 20H183V19H182ZM198 20H199V19H198ZM210 20H212V19H210ZM229 20L231 21V22H230V24H231V23H232V20H231V19H229ZM235 20H236V19H235ZM155 21H156V18H155ZM160 21H161V20H160ZM171 21H172V20H171ZM175 21H177V19H175ZM178 21H179V20H178ZM180 21H181V20H180ZM183 21H184V20H183ZM193 21H194V20H193ZM208 21H209V20H208ZM219 21H221V20H219ZM222 21L225 22L224 19H223ZM236 21H237V20H236ZM187 22H189V21H187ZM211 22H212V21H211ZM213 22H215V21H213ZM237 22H238V21H237ZM240 22H241V21H240ZM243 22H244V21H243ZM253 22H254V21H253ZM259 22H260V21H259ZM1 23H2V22H1ZM51 23H52V22H51ZM73 23H74V22H73ZM112 23H110V24H112ZM163 23H164V22H163ZM189 23H190V22H189ZM204 23H205V22H204ZM219 23H220V22H219ZM261 23H262V21H261ZM4 24H5V23L2 24L3 27H4V26H7V25H4ZM110 24H109V25H110ZM145 24H146V23H145ZM156 24H157V23H156ZM187 24H188V23H187ZM214 24H217V23H214ZM214 24L212 23V25H214ZM232 24H233V23H232ZM234 24H235V22H234ZM248 24H249V23H248ZM250 24H251V23H250ZM52 25H53V24H52ZM98 25H100V27H102V25L100 24V22L98 23ZM106 25H107V24H106ZM109 25H108V26H109ZM151 25H152V24H151ZM171 25H172V24H171ZM181 25H182V24H181ZM207 25H208V24H207ZM224 25H225V24H224ZM146 26H147V25H146ZM190 26H191V25H190ZM221 26H222V25H221ZM230 26H231V25H230ZM234 26H235V25H234ZM247 26H248V25H247ZM249 26H250V25H249ZM76 27H77V26H76ZM100 27H98V28L96 27V29H100ZM105 27H106V26H105ZM109 27H110V26H109ZM109 27H107L108 30H104L105 33L102 32V35L105 36V42H106V43H108V42H107V37H106L107 35H109L108 32H113V31H109V30H110V29H111V30L114 29V28H111L112 26L110 27V29H109ZM155 27H157V26H155ZM168 27H169V26H168ZM187 27H189V26H187ZM197 27H198V26H197ZM206 27H208V26H206ZM215 27H218V26H215ZM231 27H232V26H231ZM238 27H239V24L237 25V28H238ZM240 27H241V25H240ZM242 27H243V25H242ZM253 27H254V25H253ZM253 27H252V28H253ZM257 27H258V24H257ZM260 27H262V26H260ZM92 28H95V27L92 26ZM117 28H118V27H117ZM149 28H150V27H149ZM149 28H147V29L149 30ZM157 28H158V27H157ZM189 28L191 29V27H189ZM193 28H195V27L193 26ZM199 28H201V27H198V29H199ZM221 28H222V27H221ZM221 28H220V29H221ZM223 28H224V27H223ZM244 28H245V26H244ZM244 28H242V29H244ZM21 29H22V28H21ZM96 29H95V30H96ZM190 29H189V30H190ZM202 29L204 30L205 28H202ZM208 29H209V28H208ZM208 29H207V31H208ZM224 29H225L226 31H228L226 27H225ZM228 29H229V28H228ZM242 29H241V30H242ZM258 29H259V28H258ZM72 30H73V29H72ZM127 30H128V29H127ZM148 30H147V31H148ZM154 30H155V29H154ZM182 30H183V29H182ZM184 30H185V29H184ZM184 30H183V32H184ZM194 30H195V29H192L191 32H193ZM209 30H210V29H209ZM233 30H234V32H235L236 29H233ZM244 30H245V29H244ZM252 30H253V29H252ZM260 30H261V29H260ZM19 31H20V30H19ZM21 31H22V30H21ZM115 31H116V30H115ZM151 31H153V30H151ZM185 31H188V30L186 29ZM199 31H200V30H198V33H199ZM204 31H205V30H204ZM204 31H202V32L204 33L203 36L206 34L205 32H207V31H205V32H204ZM222 31H224V30L222 29ZM222 31L220 30V33H222ZM246 31H248V30L246 29ZM63 32H64V31H63ZM65 32H66V31H65ZM120 32H121V31H120ZM157 32H158V31H156L155 33L157 34ZM183 32H182V33H183ZM189 32H190V31H189ZM191 32L189 33L190 35H192ZM210 32H211V31H210ZM214 32L216 33V36L219 37V33H218V35H217V32H219V30H218V31H213V33H214ZM239 32L241 33V31H239ZM115 33H116V32H115ZM129 33H130V32H129ZM136 33H137V32H136ZM136 33H135V34H136ZM200 33H201V32H200ZM229 33H230V32H229ZM235 33H236V32H235ZM243 33H244V32H243ZM15 34H16V33H15ZM119 34H120V33H119ZM148 34H149V31L147 32V34H146L145 37H147ZM171 34H172V33H171ZM185 34H186V33L184 32V35H185ZM189 34H188V35H189ZM193 34H194V33H193ZM207 34L210 35L211 33L209 34V33L207 32ZM207 34H206V36H207ZM232 34H233V33H232ZM236 34H238V33H236ZM3 35H4V34H3ZM112 35H113V34H112ZM112 35H111V37H112ZM130 35H131V34H130ZM137 35H138V34H136V36H137ZM139 35H140V34H139ZM144 35H145V33H144ZM186 35H187V34H186ZM186 35H185V36H186ZM188 35H187V36H188ZM199 35H200V34H199ZM226 35H227V34H226ZM229 35H231V34H229ZM238 35H239V34H238ZM241 35H242V33H241ZM258 35H259V34H258ZM0 36H2V35H0ZM99 36H100V35H99ZM104 36H103V41H104ZM121 36H122V35H121ZM195 36H197V35H195ZM203 36H202V38H203ZM211 36H212V35H211ZM221 36L224 37L223 35H221ZM256 36H257V34H256ZM263 36H264V35H263ZM2 37H3V36H2ZM108 37H110V35H109ZM118 37H119V36H118ZM126 37H127V36H126ZM126 37H125V38H126ZM142 37H144V36L141 35V38H142ZM150 37H152V35H150ZM163 37H164V36H163ZM168 37H169V36H168ZM191 37H192V36H190V38H191ZM207 37H208V36H207ZM213 37H215L214 34H213V36H212L211 38H213ZM222 37H221V38H222ZM225 37H226V36H225ZM225 37H224V38H225ZM227 37H228V35H227ZM227 37H226V38H227ZM13 38H14V37H13ZM13 38H12V40L9 39L10 42L8 41V42H9V43H8L7 40H6L7 37L5 36V38H4V39H5V42H6V44L8 43L9 45H8V44H7V45H4V44H3L4 41L2 42V38L0 37L1 43L4 45V46H0V48H1V47H4V48H5V46H7V47H6L7 49L5 50L6 52H4V48H3V49L1 48V49L3 50V53H4V54L6 53L5 56H4V54H3V55L1 54V55H2L1 57L4 56V57L6 58V57H8L7 55H8V54L10 55L11 53H12V54H11V56H12V55L14 54V52L16 51L15 48H17V46H19L20 43L18 44V42H21V41H19L18 38H17L18 41H17L16 39L13 40ZM116 38H117V37H116ZM116 38H115V39H116ZM141 38H137V40L134 39V38H133V39L136 41V43H138V42L142 43V41H143V43H144L145 40L148 39V37L145 38V39L142 38L143 40L139 41V39H141ZM171 38H172V35H171ZM187 38H188V37H187ZM192 38H193V37H192ZM209 38H210V37H209ZM221 38H220V39H221ZM226 38H225V41H226ZM238 38H239V36H238ZM240 38H242V36H241ZM240 38H239V42L241 41ZM244 38H245V37H244ZM258 38H259V37H258ZM115 39H114V40H115ZM173 39H174V38H173ZM184 39L186 40V38H183V40H184ZM228 39H229V37H228ZM228 39H227V40H228ZM234 39L237 40L236 38H234ZM242 39H243V38H242ZM246 39H247V38H246ZM254 39H255V38H254ZM263 39H264V38H263ZM263 39H262V40H263ZM114 40L112 39V41H114ZM150 40H151V39H150ZM161 40H162V39L160 38V41H161ZM168 40H170V39L168 38L167 40H165V42H167ZM199 40H200V37H199L198 41H199ZM206 40H207V39H206ZM208 40H209V39H208ZM208 40H207L206 43H209V42H210L211 45H212V43H214V42H213L214 39H213V40L211 39V40H209V41H208ZM217 40H218V39H217ZM222 40H223V38H222ZM11 41H12V42L14 41V48L12 47L13 49H15L14 51H13V49L9 48V47L13 46V45H11ZM103 41H102V42H103ZM137 41H138V42H137ZM172 41H173V40H172ZM186 41H187V40H186ZM186 41H185V42H186ZM189 41H190V39H189ZM189 41H188V42H189ZM191 41H194V40L192 39ZM211 41H212V42H211ZM218 41H219V40H218ZM229 41H230V40H229ZM229 41H228V42H229ZM15 42H16L18 45L16 44V46H15ZM93 42H95V41L93 40ZM99 42L101 43V40H100ZM105 42H104V43H105ZM128 42H129V41H128ZM161 42H162V41H161ZM168 42L171 43L170 41H168ZM180 42H182V44H183V41H180ZM180 42H179V43H180ZM204 42H205V41H204ZM215 42H216V41H215ZM223 42H224V40H223ZM243 42H244V40H243ZM256 42H257V41H256ZM256 42H254V43L256 44ZM1 43H0V44H1ZM52 43H53V42H52ZM57 43H58V42H57ZM95 43H96V42H95ZM104 43H102V45L100 44V46H99L98 41H97V44H96L97 46L95 47V49L98 48V49L100 50V49H101L100 47H102ZM114 43L116 44L115 41H114ZM129 43H131V41H130ZM140 43H139V44H140ZM169 43H167V44H169ZM192 43H193V42H192ZM198 43H201V42H198ZM216 43H217V42H216ZM221 43H222V42H221ZM224 43H225V42H224ZM254 43H253V44H254ZM2 44H1V45H2ZM12 44H13V43H12ZM54 44H55V42H54ZM139 44H135V46H136V45L140 46L141 44H140V45H139ZM182 44H181V45H182ZM190 44H191V43H190ZM193 44H194V43H193ZM203 44H204V43H203V40H202V45L200 44L201 47H203ZM226 44H227V43H226ZM229 44H230V43H229ZM229 44H227V45H229ZM232 44H233V43H232ZM232 44H231V45H232ZM234 44H235V43H234ZM238 44H239V43H237L236 46H238ZM245 44H246V42H245ZM245 44H244V45H245ZM247 44H248V43H247ZM261 44H262V43H261ZM261 44H260V45H261ZM105 45H106V44H105ZM105 45H104V46H105ZM117 45H118V44H117ZM142 45L145 47L144 44H142ZM154 45H155V44H154ZM154 45H153V46H154ZM157 45H158V43H157ZM160 45H161V44H159V47H160ZM205 45H206V47H207V46L209 47L208 44H205ZM205 45H204V48H203V49H204V51H205V50L208 51V50L206 49ZM217 45H218V44H217ZM227 45H226V47H227ZM231 45H230V46H231ZM240 45L242 46V43H241ZM240 45H239V48H241V50H243V49H242L243 46L241 47ZM263 45H264V44H263ZM106 46H107V45H106ZM106 46H105V47H106ZM123 46H124V45H123ZM150 46L152 47V45H150ZM150 46H149V47H150ZM155 46H156V45H155ZM169 46H170V44H169ZM185 46H186V45H185ZM185 46H184V47H185ZM197 46H198V44H197ZM214 46H215V45H214ZM219 46H220V43H219ZM219 46L217 47L218 50L222 47V46H220V48H219ZM247 46H248V45H246L245 48H247ZM120 47H121V46H120ZM131 47H132V46H131ZM159 47H158V49H160ZM161 47H162V46H161ZM173 47L175 48V46H173ZM180 47H181V46H180ZM184 47H183V48L181 47V48L184 50V49H185ZM190 47H192V46H190ZM208 47H207V48H208ZM212 47H213V46H212ZM251 47H252V44H251ZM253 47H254V46H253ZM55 48H56V47H55ZM107 48H108V46L106 47V49H107ZM109 48H110V46H109ZM129 48H130V46H129ZM155 48H157V47H155ZM181 48H180V50H181ZM210 48H211V46H210ZM210 48H209V49H210ZM214 48H215V47H214ZM222 48H223V47H222ZM224 48H225V46H224ZM224 48H223L222 51H221V49H220V51H221L222 53H223V51H225ZM229 48H231V47H229ZM233 48H236V47H233ZM239 48H238V49H239ZM1 49H0V50H1ZM73 49H74V48H72V50H73ZM98 49H97V50H98ZM103 49H104V47H103ZM103 49H102V50H103ZM114 49H115V47H113V50H114ZM119 49H120V48H119ZM132 49H133V48H132ZM134 49H135V48H134ZM138 49H139V48H138ZM146 49H147V48H146ZM146 49H144V50H146ZM150 49H151V48H150ZM153 49H154V48H153ZM153 49H152V50H153ZM158 49H157V52H158L157 54H159V51H160V50L158 51ZM188 49H189V47H188ZM192 49H193V48H192ZM192 49H190V50H192ZM212 49H213V48H212ZM225 49H227V48H225ZM236 49H237V48H236ZM236 49H235V50H236ZM238 49H237V50H238ZM247 49H248V48H247ZM258 49H259V48H258ZM258 49H257V50H258ZM261 49H262V48H261ZM17 50H18V49H17ZM99 50H98V51H99ZM102 50H100L101 52L99 53V59L102 58V57L105 55V54H101L102 52H105V51H107V52L109 51V52H110L109 49H107V50H105V51H102ZM136 50H137V47H136L135 51L133 50V51L135 52V54H136V55H135V59H140V58H138V57H139V56L141 57V55H143V54H144L145 56H146V55L148 56L149 53L152 51V50L150 51V50L148 49L149 51L146 50V52H145L146 54H145V53L143 52L144 50H143V48H142V49H139V50L141 51V54L139 55V54H137L138 52H136ZM139 50H137V51H139ZM142 50H143V51H142ZM165 50H166V49H165ZM180 50H179V51H180ZM183 50H181V51H183ZM185 50H187V48H186ZM193 50H194V49H193ZM218 50H217V49H213V50H210V51H214V52L217 54ZM229 50H230V49H229ZM232 50H233V49H232ZM248 50H249V49H248ZM12 51H13V52H12ZM73 51H74V50H73ZM78 51L81 52V50H78ZM98 51H94V50L91 51V50H90V53H89V54H92V52L96 54V52H98ZM115 51H118V49H115ZM121 51H122V49H121ZM126 51H127V49H126ZM129 51L131 52V50H129ZM133 51H132V52H133ZM168 51H169V50L167 49L166 54H169V55H170V52H171V51H170V52H168ZM187 51H188V50H187ZM206 51H205V52H206ZM220 51H219V52H220ZM68 52H69V50H68ZM74 52H76V51H74ZM80 52H79V53H80ZM109 52H108V53H109ZM122 52H123V51H122ZM130 52H128V53H130ZM134 52L132 53L133 55H134ZM148 52H149V53H148ZM153 52H154V50H153L151 53H153ZM175 52H177V51H175ZM194 52H195V50H194ZM200 52H201V50H200ZM205 52H203V54H205ZM219 52H218V53H219ZM226 52H227V51H226ZM226 52H225V53H226ZM238 52H239V51H238ZM241 52H242V51H241ZM245 52H247V50H245ZM245 52H244V54H245ZM260 52H261V51H260ZM262 52H263V50H262ZM108 53H107V54H108ZM123 53H124V52H123ZM123 53L120 52V55L123 54ZM142 53H143V54H142ZM147 53H148V54H147ZM151 53H150V54H151ZM154 53H155V52H154ZM154 53H153V56H154ZM161 53H162V51H161ZM183 53H184V52H183ZM185 53H186V52H185ZM188 53H189V52H188ZM222 53H221V54H222ZM233 53H235V52H233ZM233 53H232V54H233ZM242 53H243V52H242ZM242 53H241V54H242ZM109 54H110V53H109ZM132 54H131V53L129 54V56H130L129 58L126 56V58L123 59V60H125V62H123V60H120V61H118V62H119L120 64H121L122 62H123V63H126L127 58L129 59V61L133 62L134 60H130V59L132 58V56H131ZM157 54H155L156 57H157ZM164 54H165V53L163 52V54H162L161 56H164ZM173 54H174V53L172 52V55H173ZM180 54H181V53H180ZM186 54H187V53H186ZM195 54H196V52H195ZM199 54H200V57H204V59H205V57H206L205 55H206V54L203 55V56L201 55V53H199ZM209 54H210V53L208 52V54H207L208 57H209ZM219 54H220V53H219ZM226 54H227V53H226ZM229 54H231V53L229 52ZM236 54H237V53H236ZM236 54H235V56H236ZM257 54H259V53H257ZM257 54H255V55H257ZM260 54H261V53H260ZM65 55H66V54H65ZM71 55H72V54H71ZM81 55H82V54H81ZM117 55H119V54L116 53V57H117ZM138 55H139V56H138ZM151 55H152V54H151ZM151 55H149L150 57H149V56H148V57L150 58V60H154V61H155V59L158 60V58L160 57V55H158V56H159L158 58L153 59L155 56H154V57H151ZM172 55H171V56H172ZM213 55L215 56V54H213ZM213 55H212V56H213ZM217 55H218V54H217ZM222 55L224 56L225 54H222ZM74 56H75V54H74ZM100 56H101V57H100ZM121 56H122V55H121ZM136 56H138V57H136ZM147 56H146V57H147ZM173 56H177V54H176V55H173ZM179 56H180V55H179ZM185 56H186V55H185ZM210 56H211V55H210ZM214 56H213V58H214ZM226 56H227V55H226ZM238 56H239V55L237 54V57H238ZM242 56H243V55H242ZM1 57H0V58H1ZM19 57H20V56H18V59H19ZM21 57H22V55H21ZM44 57H45V56H44ZM59 57H60V56H59ZM62 57H64V54L62 55ZM67 57H68V55H66V58H67ZM90 57H91V58H90ZM90 57H89V58L92 60L94 56H93V55H90ZM122 57H123V56H122ZM146 57H145V58H146ZM148 57H147V58H148ZM193 57H195V55H194ZM219 57H220V56H218V57L215 56V60H216V58L219 59ZM232 57H233V55H232ZM237 57H236V58H237ZM10 58H11V57H10ZM10 58H9V60H12V59H10ZM113 58H114V57H113ZM120 58H121V57H120ZM145 58H144V59H145ZM162 58H164V57H162ZM185 58H186V57H185ZM190 58H191V57H190ZM206 58H207V57H206ZM209 58H210V57H209ZM224 58H225V57H224ZM233 58H234V57H233ZM239 58H241V57H239ZM21 59H22V58H21ZM62 59H63V58H62ZM67 59H68V58H67ZM79 59H80V58L78 57V59H77V60H78V64L76 63L77 67H79V68H80V66H78L79 64L81 65L82 62L85 63V61H86V63H87V61H88V60H86V59H83V61L80 62ZM90 59H89V61H91ZM102 59H103V58H102ZM164 59H165V61H166V59H168V57H167V58H164ZM173 59L175 60V58H173ZM173 59H172V61H173ZM178 59H180V57H179ZM178 59H177V60H178ZM181 59H183V58H181ZM195 59H196V58H193V60H195ZM211 59H212V58H211ZM218 59H217V61H218ZM248 59H249V58H248ZM261 59H262V58H261ZM3 60L5 61V59H3ZM55 60H56V59H55ZM63 60H64V59H63ZM74 60L76 61V58H75ZM84 60H85V61H84ZM157 60H156L155 62H157ZM162 60H163V59H162ZM188 60H189V58H188ZM243 60H244V58H243ZM262 60H263V59H262ZM1 61H2V60H1ZM7 61H8V60H7ZM18 61H19V60H18ZM75 61H74V63H75ZM112 61H113V60H112ZM127 61H128V60H127ZM143 61H145V60H143ZM147 61H148V60H147ZM147 61H146V62H147ZM175 61H176V60H175ZM180 61H181V60H180ZM191 61H192V59H191ZM196 61H198V60L196 59ZM205 61H206V60H205ZM217 61H216V63L214 62L216 65H217ZM222 61H223V60H222ZM58 62H59V59H58ZM60 62H61V60H60ZM64 62H65V60H64ZM79 62H80V63H79ZM131 62H130V66H128V67H131V65H132ZM139 62H140V61H139ZM139 62H138V63H139ZM152 62H153V61H152ZM158 62H159V60H158ZM177 62H179V61H177ZM181 62H182V61H181ZM181 62H180V64H182ZM185 62H187V61H185ZM201 62H202V61H201ZM208 62H209V61H208ZM211 62H212V61H211ZM0 63H2V62H0ZM3 63H4V62H3ZM5 63L7 64L8 67L10 66V65H8L10 62H9V63L5 62ZM53 63H54V62H53ZM53 63H52V64H53ZM56 63H57V61L54 63V65H55ZM62 63H63V62H62ZM67 63H68V61H67ZM70 63H72V62H70ZM70 63H68V64H70ZM136 63H137V61H136ZM159 63H160V62H159ZM163 63H164V62H163ZM174 63H175V62H174ZM187 63H188V62H187ZM193 63H195V61H194ZM262 63L264 64V62H262ZM11 64H13V63H11ZM50 64H51V63H50ZM50 64L47 65L48 68H50V67H49ZM52 64H51V66H52ZM98 64H99V61H98ZM147 64H150V63H147ZM153 64H154V63H153ZM180 64L178 63V66H177V64H176V67H179ZM185 64H186V63H185ZM189 64H190V63H189ZM196 64L201 65L199 62H197ZM202 64H203V62H202ZM205 64H207V63H205ZM254 64H255V63H254ZM263 64H262V65H263ZM121 65H122V66H123V65L125 66V64H121ZM127 65H128V64H127ZM137 65H138V64H137ZM151 65H152V64H151ZM151 65H150V66H151ZM155 65H156V66H157V65L159 66L160 64L155 63ZM155 65H154V67H156ZM172 65H173V64H172ZM174 65H175V64H174ZM187 65H188V64H187ZM199 65H198L197 67H199ZM203 65H204V64H203ZM203 65H202V66H203ZM207 65L209 66L210 64L208 63ZM207 65H206V66H207ZM211 65H213V64H211ZM211 65H210V67H211ZM245 65H246V64H245ZM0 66H1V65H0ZM56 66H57V65L54 66V67H55L54 69H56ZM58 66H59V65H58ZM74 66H75V65H74ZM101 66H103V65H101ZM164 66H165V65H163V67H164ZM180 66H181V65H180ZM191 66L194 67L193 64H192ZM204 66H205V65H204ZM206 66H205V68H204V67H203V68L206 69ZM256 66H257V63H256ZM258 66H259V65H258ZM258 66H257V67H258ZM12 67H13V65L11 66V69H10V70H13ZM71 67L74 68L73 66H71ZM77 67H75V70L77 69ZM98 67H99V66H98ZM126 67H127V66H126ZM132 67H133V65H132ZM159 67H160V66H159ZM167 67H168V66H167ZM170 67H171V66H170ZM174 67H175V66H174ZM176 67H175V69H176ZM184 67H185V65H184ZM195 67H196V66H195ZM200 67H201V66H200ZM252 67H253V66H252ZM260 67H262V66H260ZM13 68H14V67H13ZM42 68H43V67H42ZM48 68L46 69V70L48 71V72L46 71V74L51 73L50 71H51L52 67H51L49 70H48ZM62 68H64V67H62ZM95 68H96V67H95ZM185 68H186V67H185ZM185 68H184V69H185ZM187 68H188V67H187ZM254 68H255V67H254ZM1 69H2V67H1ZM7 69H8V68H7ZM7 69H6V70H7ZM43 69H44V68H43ZM165 69H166V68H165ZM170 69H171V68H170ZM172 69H173V67H172ZM172 69H171V72H172ZM178 69H180V67H179ZM178 69H176V70H178ZM182 69H183V68H182ZM188 69L190 70V68H188ZM188 69H185L184 71L187 72ZM198 69H199V68H198ZM200 69L203 70L202 68H200ZM211 69H212V68H211ZM211 69H210V70H211ZM215 69H216V68H215ZM263 69H264V68H263ZM10 70L8 69V71H10ZM39 70H41V69H39ZM60 70H61V69H60ZM60 70H58L57 73H58ZM62 70H63V69H62ZM163 70H164V69H163ZM173 70H174V69H173ZM193 70H194V69H193ZM196 70H197V69H196ZM206 70H207V72H208V69H206ZM206 70H205V71H206ZM210 70H209V71H210ZM229 70H230V69H229ZM229 70L226 71V72H223V73L220 75V77H218L217 79H215V81H216V82L219 81V84L221 83V85H222V83H224L225 81H226L227 84H228V83H229V82H228V80H229L228 77L230 76L229 73H230V71H232V70H230V71H229ZM237 70H238V69H237ZM251 70H252V69H251ZM4 71H5V70H4ZM4 71L2 70V72H4ZM8 71H7V72H8ZM15 71H16V70H15ZM135 71H136V70H135ZM161 71H162V70H161ZM174 71H175V70H174ZM180 71H181V70H180ZM180 71H178L179 74H180ZM184 71H183V72L181 71V72L184 73ZM205 71H204V72H205ZM253 71H254V70H253ZM10 72H11V71H10ZM10 72H8V73H10ZM40 72H41V71H40ZM40 72H39V74H40ZM55 72H56V71H55ZM76 72H80V69H79V70H76V71L73 72V73H76ZM168 72H169V71H168ZM176 72H177V71H176ZM178 72H177V73H178ZM192 72H193V71H192ZM199 72H200V71H198V73H195L196 76H197V75H200V74L203 73L202 71H201L202 73H199ZM210 72H211V71H210ZM212 72H214V71L212 70ZM53 73H54V71H53ZM53 73H51V74H53ZM125 73H126V72H125ZM136 73H137V72H136ZM159 73H160V72H159ZM177 73H176V76H177ZM182 73H181V74H182ZM188 73H189V72H188ZM190 73H191V72H190ZM190 73H189V74H190ZM193 73H194V72H193ZM193 73H192V75H194ZM208 73H209V72H208ZM215 73H216V75H217V71H216ZM215 73H212V74H214V76H215ZM232 73H233V72H232ZM232 73H231V74H232ZM236 73H239V72H236ZM236 73H235V74H236ZM242 73H243V72H242ZM242 73H241V74H242ZM249 73H250V72H249ZM253 73H254V72H252V73H250V74H253ZM62 74H63V73H62ZM128 74H129V73H128ZM137 74H138V73H137ZM160 74H161V73H160ZM172 74H173V73H172ZM181 74H180V76H178V77H179V78H180V77H181V78H184V80H183V82H184V81H185V77H182L183 74H182V75H181ZM204 74H205V73H204ZM209 74H210V73H209ZM41 75L43 76L44 74L41 73ZM48 75H49V74H48ZM138 75H139V74H138ZM169 75H170V73H169ZM186 75H188V74H186ZM228 75H229V76H228ZM42 76H41V79L44 80L45 85L43 84V86L41 87V90H42L43 88L45 89L46 84H48V85H47V88H48V86L51 87L50 85H51L52 83H54V84H52V87H53V85H54V88H55V89L52 88V87H51L52 89H51V88L48 89V91H52V90H53V91H54V94H53V91L49 93L48 91L44 90V92H43V93L46 92V95H47L46 98H47V99L49 98L48 96H50V98H52L53 95H54V96L56 95L55 91L57 90V88H58L57 86H59V85L57 84V86H55V83H56V82H52V79H51V82H52V83L50 82V75H49L48 79H46V81H48V82H46L45 79L42 78ZM166 76H168V75L166 74ZM166 76H165V79H168V78H166ZM173 76H174V75H173ZM173 76H170V77L168 76V77H169V79L172 78V81H173ZM196 76H195V77H196ZM203 76L206 77L205 75H201L200 77H203ZM217 76H218V75H217ZM217 76H215V77H217ZM232 76H234V74H232ZM245 76H246V75H245ZM245 76H243V77H245ZM247 76H248V75H247ZM247 76H246V77H247ZM249 76H251V75H249ZM97 77L99 78V76H97ZM101 77H102V76H101ZM188 77H189V76H188ZM188 77H187V78H188ZM210 77H211V76H209V78H208V76H207L208 80L211 79ZM241 77H242V76H241ZM243 77H242V78H243ZM5 78H6V77H5ZM44 78H46V76H45ZM103 78H104V77H103ZM103 78H102V79H103ZM114 78H115V77H114ZM117 78H118V77H117ZM192 78H193V76H192ZM192 78H191L190 80H192ZM198 78H199V77H197V79H198ZM102 79H101V80H102ZM111 79H112V78H111ZM145 79H147V78L145 77ZM162 79H164V78L162 77ZM169 79H168V80H169ZM174 79H175V78H174ZM188 79H189V78H188ZM201 79H202V78H201ZM224 79H225V81L223 82ZM235 79L237 80V79H239V78L237 77V78H235ZM235 79H234V80H235ZM240 79H241V78H240ZM244 79H246V78H244ZM244 79H243V80H244ZM3 80H4V79H3ZM108 80H110V78H109ZM168 80H167V81H168ZM195 80H196V79H195ZM198 80H200V78H199ZM247 80H248V79H247ZM4 81H5V80H4ZM53 81H54V80H53ZM110 81H112V80H110ZM157 81H158V80H157ZM178 81H179V80H178ZM181 81H182V80H181ZM181 81H179V82H181ZM186 81H187V83L190 84L189 80H186ZM192 81H193V83L196 85L197 82H194V78H193ZM203 81H206V80H203ZM211 81H212V80H211ZM211 81L209 80V82H211ZM2 82H3V81H2ZM2 82H1V83H2ZM6 82H7V81H6ZM6 82H5V83H6ZM42 82H43V81H42ZM42 82H40L41 85H42ZM44 82H43V83H44ZM49 82H50V84H49ZM105 82H106V79H105ZM105 82L103 81V83H105ZM108 82H109V81H108ZM108 82H107V83H108ZM131 82H132V81H131ZM141 82H143V84L145 85V83H144L143 80H142ZM141 82H140V83H141ZM164 82H165V81H164ZM168 82H169V81H168ZM173 82H174V81H173ZM111 83H112V82H111ZM140 83H139V84H140ZM161 83L163 84V80H161L160 84H161ZM166 83H167V82H166ZM170 83H171V81H170ZM184 83H185V82H184ZM205 83H206V82H205ZM205 83H204V85H205ZM236 83H237V82H236ZM3 84H4V83H3ZM6 84H7V83H6ZM112 84H113V83H112ZM139 84H138V85H139ZM173 84H174V87L176 88V87H177L176 84H178V83L176 82V83H173ZM185 84H186V83H185ZM194 84H193V85L191 84V85H192L193 87H195ZM198 84H199V83H198ZM224 84H226V83H224ZM224 84H223V86H224ZM238 84H239V83H238ZM238 84H237V85H238ZM243 84H244V83H243ZM10 85H11V84H10ZM13 85H14V84H13ZM41 85H40V86H41ZM166 85H167V84H166ZM166 85H163V87L166 86ZM200 85H201V84H200ZM202 85H203V84H202ZM211 85H212V84H211ZM228 85H229V84H228ZM233 85H234V84H233ZM16 86H17V85H16ZM140 86H141V85H140ZM150 86H151V83L149 84V87H150ZM155 86L157 87V84H154V87H155ZM172 86H173V85H172ZM172 86H171V87H172ZM178 86H179V85H178ZM207 86H208V85H207ZM207 86H206V88H207ZM214 86H215V85H214ZM216 86H218V85L216 84ZM216 86H215V87H216ZM241 86H243V85L241 84ZM241 86H240V88H241ZM258 86H259V85H258ZM7 87H8V85H7ZM14 87H15V86H14ZM56 87H57V88H56ZM147 87H148V86L146 85V88H147ZM149 87H148V88H149ZM152 87H153V86H151V90H153V89L156 88V87H155V88L153 87V89H152ZM171 87H170V88H171ZM183 87H184V86H182V87L180 86V88H177V89H180V90H181V88H182V90H183V89H184ZM201 87H203V86H201ZM215 87H214V89H216ZM219 87H222V86L219 85ZM226 87H229V86H226ZM10 88H11V86H9L7 89L9 90ZM141 88H142V87H141ZM185 88H186V87H185ZM197 88H198V87H197ZM212 88H213V86H212ZM212 88H210L212 91H217V90H218V89L213 90ZM217 88H218V87H217ZM231 88L234 89V91L232 90L234 93H230L231 95H232V94L234 95V94H235V91H237L236 93H238L239 88H238V90H235V87H234V86H232V87L230 86V88H226V91H227V89H229L228 92H231V90H230ZM12 89H13V87L11 88L10 91H12ZM30 89H31V88H30ZM39 89H40V88H39ZM89 89H90V88H89ZM137 89H138L137 91L139 92V91H140V90H139L140 88H137ZM165 89H167V86L165 87ZM165 89H164L163 91H166ZM172 89L174 90V92H176V90H177V89L171 88V90H172ZM195 89H196V88H195ZM198 89H200V88H198ZM219 89H220V88H219ZM222 89H223V87H222L220 90H222ZM58 90H59V88H58ZM147 90H148V89H147ZM151 90L149 89L148 91H150V93H151V92H152ZM160 90H161V89H160ZM173 90H172V91H173ZM180 90H179L178 92H176V93L181 92ZM189 90H190V89H189ZM191 90H192V89H191ZM201 90H204V89L202 88V89H200V91H201ZM220 90H218L217 92H219ZM30 91H31V90H30ZM65 91H66V90H65ZM137 91H136V92H137ZM143 91L146 92V90H143ZM148 91H147V93H148ZM187 91H188V90H187ZM187 91H186V90H185V91L183 90L182 93H184V92L187 93ZM194 91H196V90H194ZM197 91H199V90H197ZM224 91H225V90H224ZM224 91H223V92H224ZM226 91H225V92H226ZM259 91H260V89H259ZM2 92H3V91H2ZM16 92L18 93V90H16L15 93H16ZM23 92H24V91H23ZM121 92H122V91H121ZM170 92H171V91H170ZM174 92H173V93H174ZM206 92H207V91H206ZM223 92H222V95L224 96L226 93L223 94ZM3 93H4V92H3ZM12 93H13V92H12ZM15 93H14V95H15ZM17 93H16V94H17ZM21 93H22V91H21ZM41 93H42V92H41ZM47 93H48V94H51V95L53 94V95L51 96V95H48ZM58 93H60V90L58 91ZM58 93H57V94H58ZM83 93H84V92H83ZM139 93L141 94L142 92L140 91ZM139 93H138V96H140ZM147 93H145V95H149V94H147ZM154 93H156V92H154ZM182 93H180L181 96L184 95V94H182ZM240 93H242L241 90H240ZM240 93H239V94H240ZM259 93H260V92H259ZM26 94H27V93H26ZM29 94H30V93H29ZM85 94H86V92H85ZM180 94H178V95H177V94H173V95H175V96H176V95H177V96H180ZM187 94H188V93H187ZM205 94H207V93H205ZM211 94H212V93H211ZM211 94L208 93V95H210V97H211ZM216 94H217V97L220 95L219 93H216ZM216 94H215V95H216ZM218 94H219V95H218ZM228 94H229V93H228ZM11 95H12V94H11ZM14 95H13V96H14ZM20 95H21V94H20ZM41 95H42V94H41ZM154 95H157V94H154ZM185 95H186V94H185ZM185 95H184V97H182V98H185ZM199 95H200V93H199ZM222 95H221V97H222ZM226 95H227V94H226ZM226 95H225V97H227ZM243 95H244V93H242V97H243ZM262 95H263V94H262ZM13 96L11 97L12 99L9 98V101H8L9 104L11 103L10 106H11L12 104L15 105L14 102L17 103L18 99H20L21 101H23V100H22V97H21V98L19 97V93H18V99L15 100V97H13ZM16 96H17V95H16ZM30 96H32V95H30ZM30 96H29V97H30ZM42 96H43V95H42ZM121 96H123V93H122ZM125 96H126V95H125ZM151 96H152V95H151ZM151 96H150V97H151ZM181 96H180V98H181ZM201 96H204V92H203V95H201ZM228 96H230V95H228ZM234 96H238V95H234ZM239 96H240V95H239ZM38 97H39V95H38ZM40 97H41V96H40ZM81 97H82V96H81ZM146 97H147V96H146ZM150 97H149V98H150ZM154 97L156 98L157 96H154ZM159 97H160V96H159ZM166 97H168V95H166ZM166 97H165V98H166ZM204 97H205V96H204ZM207 97H208V96H207ZM50 98H49V100H50ZM123 98H124V96H123ZM127 98L130 99L129 96H128ZM149 98H148V99H149ZM165 98L163 97V100H162V102H164V104H165L168 100H170V99L167 100V99H165ZM169 98H171V97H169ZM177 98H178V97H177ZM180 98H178V99H180ZM186 98H188V97H186ZM212 98H213V97H212ZM218 98H219V97H218ZM223 98H224V97H223ZM235 98H236V100H237L238 97H235ZM29 99H30V98H29ZM38 99H39V98H38ZM42 99H43V98H42ZM44 99H45V98H44ZM52 99H53V98H52ZM135 99H136V98H135ZM140 99H142V97H141ZM148 99H147V100H148ZM175 99H176V98H175ZM197 99H198V98H197ZM201 99H203V98H201ZM205 99H206V97H205ZM205 99H203V100L205 101ZM228 99L231 100V98H228V97H227V101H228ZM232 99H233V98H232ZM10 100H13V101L15 100V101L13 102V101H10ZM78 100H79V99H78ZM121 100H123V99H121ZM125 100H126V99H125ZM164 100H165L166 102H165ZM171 100H172V99H171ZM176 100H177V99H176ZM183 100L185 101L186 99H183ZM192 100H193V99H192ZM203 100H202V101H203ZM218 100H219V99H218ZM222 100H223V99H222ZM222 100H221V101H222ZM224 100H226V98H224ZM224 100H223V101H224ZM230 100H229V104L231 103ZM236 100H234V102H236ZM46 101H47V100H46ZM75 101H76V100H75ZM131 101H132V100H131ZM134 101H135V100H134ZM153 101H154V100H153ZM158 101H159V103L161 102V100H156V101H154V102H157L156 104H158ZM177 101H179V100H177ZM177 101H175L177 104H178V103L181 104V102H177ZM181 101H182V100H181ZM194 101H195V100H194ZM202 101H201V102H202ZM221 101H220V102H221ZM223 101H222V102H223ZM227 101H226V103H227ZM251 101H252V100H251ZM260 101H261V100H260ZM58 102H59V101H58ZM87 102H88V101H87ZM115 102H116V101H115ZM122 102H123V101H121L120 103H122ZM208 102H209V101H207L206 103H208ZM224 102H225V101H224ZM18 103H19V102H18ZM18 103H17V104H18ZM48 103H49V102H48ZM124 103H125V102H124ZM128 103H129V102H128ZM182 103H184V102H182ZM199 103H200V102H199ZM232 103H233V101H232ZM237 103H238V102L234 103V105H236ZM21 104H22V103H20V104L18 105V107H19ZM44 104H45V103H44ZM44 104L42 105L43 108L46 107ZM58 104H59V103H58ZM78 104L80 105L81 103H78ZM78 104H77V105H78ZM83 104H85V103L83 102ZM83 104H82V105H83ZM161 104H162V103H161ZM164 104H163V105H164ZM184 104H185V103H184ZM204 104H205V103H204ZM208 104H209V103H208ZM224 104H225V103H224ZM0 105H1V104H0ZM46 105H47V102H46ZM79 105H78L77 107H79L80 109L77 108V110H82L83 107H82V106L80 107ZM120 105H121V104H120ZM169 105H170V108H171L172 105H173V103H170ZM169 105H166V106L169 107ZM174 105H175V104H174ZM174 105H173V106H174ZM178 105H179V104H178ZM178 105L174 106L175 109H174V107H172L171 109L175 110V112L179 111V109H180V107H181L182 105H181V106H178ZM185 105H186V104H185ZM195 105H196V104H195ZM230 105H231V104H230ZM234 105H233V106H234ZM1 106H2V105H1ZM5 106L7 107L8 105L5 103ZM5 106L2 107L3 109H2V108H1V109H2V110H4V108L6 109ZM15 106H16V105H15ZM27 106H28V103H27ZM83 106H86V104L83 105ZM139 106H141V105H139ZM149 106H150L149 108H151V107L154 106V104H153V106H151V105H149ZM155 106H156V105H155ZM166 106H165V107H166ZM177 106H178V107H177ZM188 106H189V103H188ZM198 106H199V105H198ZM201 106H202V104L200 103L199 112L202 111V110L200 109ZM203 106L206 108L207 105H206V106L203 105ZM214 106H215V105H214ZM223 106L225 107V105H221L220 108H223ZM8 107H9V106H8ZM8 107H7V109H9ZM11 107H12V106H11ZM13 107H14V106H13ZM42 107H41V108H42ZM47 107H48V106H47ZM47 107H46V108H47ZM117 107H118V106H117ZM117 107H116V108H117ZM129 107H130V106H129ZM157 107H158V106H156V108H157ZM160 107H162V106H160ZM176 107H177V108H176ZM192 107H193V106H192ZM192 107H191V108H192ZM215 107H216V106H215ZM229 107H232V106H229ZM229 107H228V109H230ZM30 108H31V106H28V107H27V109H30ZM43 108H42V110H40V107H39L38 110H39L40 112H41V111L43 112ZM49 108H50V107H49ZM81 108H82V109H81ZM90 108H92V107H90ZM132 108L134 109L133 105H132ZM136 108H137V107H136ZM158 108H159V107H158ZM158 108H157V109H158ZM163 108H164V107H163ZM163 108H162V109H163ZM166 108H167V107H166ZM182 108H183V107H182ZM182 108H181V109H182ZM184 108H186V107H184ZM184 108H183V109H184ZM191 108H190V111L192 110ZM193 108H194V107H193ZM195 108H196V107H195ZM238 108H239V107H238ZM242 108H243V107H242ZM260 108H261V107H260ZM1 109H0V115H1L0 118H1V117H3V118L0 119V120H1L0 124L2 123V121H3V119H4V116L7 115L6 113L9 112V113H8L9 115H7L6 118H10V117H9V116H10V111H5V110H4L5 112H4V111L2 112ZM7 109H6V110H7ZM32 109H33V108H32ZM34 109H35V108H34ZM50 109H51V108H50ZM126 109H127V108H126ZM126 109H125V111H124L122 108H120L119 110H123V111H124L123 113L129 112V110L127 109L128 111H126ZM167 109H168V108H167ZM167 109H165V110L163 109V110L166 112ZM171 109H168V110L170 111ZM183 109H182V110H183ZM188 109H189V108H188ZM188 109H187V110H188ZM209 109H210V105H209ZM217 109H219V108H217ZM217 109H216V110H217ZM223 109H225V108H223ZM234 109H236V108H234ZM244 109H245V108H244ZM261 109H262V108H261ZM9 110H10V109H9ZM16 110H17V108H16ZM35 110H36V109H35ZM35 110H33V111H35ZM45 110H46V109H45ZM72 110H73V111H72ZM72 110H70L71 113L75 111V109H72ZM116 110H117V109H116ZM116 110H115V111H116ZM131 110H132V109H131ZM131 110H130V111H131ZM135 110H136V109H135ZM135 110H134V111H135ZM139 110H140V109H139ZM173 110H172V111H173ZM176 110H177V111H176ZM182 110H180L179 112L182 113ZM185 110H186V109H184V111H185ZM194 110H195V109H194ZM194 110H193V111H194ZM196 110H197V111H196ZM196 110H195V111L198 113V108H197ZM200 110H201V111H200ZM207 110H208V108L206 109V111H207ZM213 110H214V109H213ZM213 110H212V111H213ZM225 110H226V109H225ZM241 110H243V109H241ZM255 110H257V109H255ZM27 111L29 112V110H27ZM36 111H37V110H36ZM70 111H69V112L67 111L66 114L68 115V114L70 113ZM113 111H114V110H113ZM115 111H114V114L116 113ZM143 111H144V110H143ZM143 111H142V112H143ZM145 111H146V110H145ZM145 111H144V114H145L144 116H145V118H146V115H147L146 113H147L148 111H150V110H147L146 113H145ZM172 111H170V113H171ZM184 111H183V112H184ZM204 111H205V109H204ZM218 111H220V109L217 110V111L214 110V112H212V113H214V115H215ZM229 111H230V110H229ZM232 111H233V110L231 109V111H230L231 114H230V115H232ZM243 111H245V110H243ZM13 112L15 113V110H14ZM19 112H20V111H19V109H18V113H15V115H16V114H19ZM40 112H38V113H40ZM118 112H119V111H118ZM131 112H132V111H131ZM142 112L140 113L141 115H138V116H142V115H143ZM151 112H152V111H151ZM153 112H156V109H155V111H153ZM153 112H152V113H153ZM179 112H178V113H179ZM187 112H189V111H187ZM196 112H195L194 114H196ZM208 112L211 114V111H208ZM215 112H216V113H215ZM227 112H228V110H227ZM227 112H226V113H227ZM230 112H228V114H229ZM236 112H238V111L236 110ZM236 112H235V113H236ZM247 112H248V111H247ZM3 113L6 114V115L3 116ZM14 113L12 114V116L14 115ZM23 113H24V112H23ZM23 113H22V114H23ZM76 113H77V112H76ZM76 113H73V114L75 115ZM87 113H88V112H87ZM112 113H113V112H112ZM123 113H122V114H123ZM148 113H150V112H148ZM170 113H168L169 115H168V114H165V115H164V113H163V115H164V116H163V115H158V111H157V114L154 113V115L156 114L155 116H158V117L160 116L161 118H160V117H159V118L156 117V118L160 119V120L157 119V121H161V119H163V117H164L165 120H167L166 118H167L168 116H170V118H171L172 116H175V115H174V114H175L174 112H173L174 114L172 113L173 115H172V114L170 115ZM190 113H192V112H190ZM202 113H203V112L200 113V115H199L200 117H197V116H196L197 118H194V115H191V116H190L189 113H185V115H186L187 118H188V114H189V117H190V118L193 117V119H190L191 121L194 120V119H195V120L197 119V121H198V120H199L198 118H201V116H202L201 114H202ZM204 113H205V112H204ZM218 113H219V114H218V115H219L218 117H219V118L221 117L220 119L225 120V119H228V118H229V117H228V118L226 117V114H222V115H221V114H220L221 111L218 112ZM233 113H234V112H233ZM235 113H234L233 115H236ZM249 113H250V112H249ZM253 113H254V112H253ZM263 113H264V112H263ZM79 114H80V113H79ZM79 114L77 113V116H78ZM120 114H121V111H120ZM134 114L136 115L137 113H133V115H134ZM150 114H151V113H150ZM179 114H180V113H179ZM183 114H184V113H183ZM198 114H199V113H198ZM198 114H196V115H198ZM228 114H227V115H228ZM245 114H246V113H245ZM69 115L71 116V114H69ZM69 115L66 116V117L69 118V117H70ZM74 115H73V117H74ZM126 115H128V113H126ZM126 115L124 114L125 117H126ZM130 115H131V114H129V116H130ZM176 115H177V114H176ZM185 115H184V116H185ZM205 115H206V114H203V117H202V120H203V121H204L203 118H204V117L206 118V116H207V115H206V116H205ZM212 115H213V114H212ZM238 115L240 116V113H238ZM243 115H244V112H243ZM243 115L241 114V116H243ZM20 116H21V115H19V117H17V118H21ZM23 116H24V115H23ZM38 116H39V114H38ZM122 116H123V115H122ZM129 116H127V117L130 118ZM144 116H143V117H144ZM152 116H153V115H152ZM155 116H153V118H154ZM162 116H163V117H162ZM165 116H166V117H165ZM179 116H180V115H179ZM179 116H178V117H179ZM184 116H182V117H184ZM215 116H217V115H215ZM215 116H214V117H215ZM223 116H225V119L222 118ZM239 116H238V117H239ZM30 117H31V116H30ZM73 117H72V118H73ZM127 117H126V119H127ZM230 117H231V116H230ZM233 117H234V116H233ZM233 117H232V119H233ZM236 117H237V116H236ZM243 117H244V116H243ZM256 117L258 118V116H256ZM17 118H16V119H17ZM74 118H75V117H74ZM85 118H86V117H85ZM87 118H88V117H87ZM87 118H86V119H87ZM121 118H122V117H121ZM145 118H144V119H145ZM168 118H169V117H168ZM172 118H173V117H172ZM180 118H181V117H180ZM184 118H185V117H184ZM187 118H186V119H187ZM240 118H241V117H240ZM251 118H252V117H251ZM262 118H263V117H262ZM16 119H15V121L13 120L14 123H15V122H18V121H16ZM33 119H34V120H33ZM35 119L38 120V119H37V116H36V118H34V117L32 116V121H33V123L36 122ZM69 119H70V118H69ZM76 119H77V118H76ZM81 119H83V117H82ZM81 119H80V120H81ZM86 119H85V120H82V121L79 120V121H80V124L77 125V126H82V127H83V125H84V127H85V123H83V122L86 121ZM126 119L124 118L125 121H126ZM132 119H133V118H132ZM186 119H184V120L187 122ZM217 119H218V118H217ZM247 119H248V118H247ZM17 120H18V119H17ZM22 120H23V118H22ZM22 120H21V121H22ZM121 120H123V118H122ZM128 120H129V119H128ZM145 120H146V119H145ZM145 120H144V122H146L145 124H147V121H145ZM154 120H155V119H152L151 121H154ZM165 120H163V121H165ZM171 120H172V119H171ZM173 120H174V121H177V120H175V118H173ZM182 120H183V119H181L180 122H181ZM184 120H183V122L181 123V124L184 125V126H181V128L186 127L187 125H188V127L191 126L190 123L187 122V123H188V124H187ZM190 120H189V122H190ZM195 120H194V121H195ZM200 120H201V119H200ZM206 120H207V119H205V121H204L205 123L207 122ZM234 120H235V119H234ZM4 121L7 122V119H6V120L4 119ZM4 121H3V123H4ZM13 121H12V122H13ZM51 121L53 122V120H51ZM68 121H69V120H68ZM68 121H67V122H68ZM125 121H124V122H125ZM197 121H196V122H197ZM203 121H202V122H203ZM227 121H228V120H227ZM236 121H239V120L236 119ZM236 121H234V122H236ZM241 121H242V120H241ZM249 121H250V120H249ZM249 121H247V122H249ZM63 122H66V121H63ZM69 122H70V121H69ZM81 122L83 123V125H81V124H82ZM87 122H88V121H87ZM87 122H86V123H87ZM116 122H117V121H116ZM122 122H123V121H122ZM129 122H130V120H129L128 122L126 121L125 124L128 125ZM138 122H139V121H138ZM140 122H141V121H140ZM155 122H156V121H155ZM155 122H154V123H155ZM184 122H185V123H184ZM202 122H201V123H202ZM224 122H225V121H224ZM239 122H240V121H239ZM259 122H260V121H259ZM14 123H11V124L13 125ZM71 123H72V122H71ZM73 123H74V122H73ZM166 123H167V121H166ZM166 123H165V124H166ZM194 123H195V122H194ZM194 123H193V121H192V127H194V126L197 125V124L195 125ZM197 123H198V122H197ZM221 123H222V122H221ZM225 123H226V122H225ZM241 123H242V122H241ZM249 123H250V122H249ZM37 124H38L37 122H36L35 124H33V125H35V126H33V127H38V126L40 125V124H38V125H37ZM92 124H93V123H92ZM92 124H91V125H92ZM141 124H142V123H141ZM148 124H150V123H148ZM155 124H156V123H155ZM155 124H154V125H155ZM159 124H160V123H159ZM161 124H162V123H161ZM165 124H164V126H165ZM175 124H176V123H175ZM178 124H179V123H178ZM186 124H187V125H186ZM189 124H190V125H189ZM198 124H199V123H198ZM222 124H223V123H222ZM236 124H237V122H236ZM236 124H235V125H236ZM239 124H240V123H239ZM239 124H237V125H239ZM242 124H243V123H242ZM251 124H252V123H251ZM1 125H2V124H1ZM15 125H16V124H15ZM36 125H37V126H36ZM50 125H52V124H50ZM151 125H153V122H152ZM193 125H194V126H193ZM200 125H201V124H200ZM200 125H199V126H200ZM223 125H224V124H223ZM7 126H8V125H7ZM7 126H6V127H7ZM9 126H10V125H9ZM29 126H30V125H29ZM197 126H198V125H197ZM247 126H248V125H247ZM257 126H258V125H257ZM33 127L31 126V128H33ZM43 127H44V126H43ZM84 127H83V128H84ZM94 127H95V124H94ZM96 127L98 128V126H96ZM123 127H124V126H123ZM141 127H142V126H141ZM146 127H147V125H146ZM177 127H180V125L177 126ZM215 127H216V126H215ZM229 127H230V126H229ZM234 127H235V126H234ZM3 128H4V124H3ZM3 128H1V126H0V129H1V130H2ZM45 128H46V127H44L42 131H44ZM48 128H49V127H48ZM51 128H52V127H51ZM83 128H82V129H83ZM139 128H140V127H139ZM154 128H156V126H155ZM166 128H167V126H166ZM181 128H180V129H181ZM208 128H209V127H208ZM219 128H220V127H219ZM54 129H55V128H54ZM93 129H94V128H93ZM142 129H143V127H142ZM183 129H184V128H183ZM186 129H188V128L186 127ZM186 129H185V130H186ZM190 129H191V127H190ZM193 129H195V128H193ZM193 129H192V130H193ZM217 129H218V128H217ZM220 129H221V128H220ZM223 129H224V128H223ZM232 129H233V128H232ZM1 130H0V131H1ZM11 130H12V129H11ZM11 130H9V131H11ZM69 130H70V129H69ZM121 130H123V129H121ZM135 130H136V129H135ZM139 130H140V129H139ZM139 130H138V131H139ZM154 130H155V129H154ZM178 130H179V128L177 129V131H178ZM215 130H216V129H215ZM226 130H227V129H226ZM226 130L224 129V131H223L224 134H225V131H226ZM233 130H234V129H233ZM257 130H258V129H257ZM257 130H256V131H257ZM259 130H260V129H259ZM259 130H258V131H259ZM45 131H46V130H45ZM64 131H65V130H64ZM94 131H95V129H94ZM133 131H134V130H133ZM143 131H144V130H143ZM156 131H157V129H156ZM166 131H167V129H166ZM180 131H181V130H179L178 132H180ZM193 131H195V130H193ZM201 131H202V130H201ZM220 131H221V130H220ZM263 131H264V130H263ZM263 131H262L261 133H263ZM47 132H48V135H49V134H50L49 131H47ZM56 132H57V131L54 132V130H53L52 133H51V135H52L53 133H56ZM70 132H71V131H70ZM70 132H69V133H70ZM73 132H74V131H73ZM73 132H71V133H73ZM75 132H76V131H75ZM108 132H110V130H108ZM125 132H126V131H125ZM144 132H145V131H144ZM182 132H183V131H182ZM185 132H187V131H185ZM185 132H184V133H185ZM190 132H191V130H190ZM211 132H212V131H211ZM215 132H216V131H215ZM227 132H228V131H227ZM259 132H260V131H259ZM139 133H140V131H139ZM139 133H138V134H139ZM180 133H181V132H180ZM184 133H183V134H184ZM187 133H189V132H187ZM193 133H194V132H193ZM207 133H208V132H207ZM219 133H220V132H219ZM219 133H218V134H219ZM231 133H232V132H231ZM2 134H3V131H2ZM2 134H1V135H2ZM45 134H47V133H45ZM56 134H57V133H56ZM56 134H54V135H56ZM166 134H167V132H166ZM181 134H182V133H181ZM185 134H186V133H185ZM185 134H184V135H185ZM215 134H217V133H215ZM255 134H256V133H255ZM1 135H0V136H1ZM48 135H47V136H48ZM62 135H63V134H62ZM84 135H85V134H84ZM153 135H154V134H153ZM153 135H151V136H153ZM202 135H203V134H202ZM211 135L214 136V134H211ZM211 135H209L208 138H209V139L212 138L211 140H213V137H211ZM23 136H24V137L26 136V137H27L26 139L30 138L29 135H25V132L23 133ZM28 136H29V137H28ZM44 136H45V135H44ZM63 136H64V135H63ZM70 136H71V135H70ZM124 136H125V135H124ZM124 136H123V137H124ZM141 136L144 137L143 134H142ZM141 136H140V137H141ZM145 136H146V135H145ZM215 136L217 137V135H215ZM222 136H223V134H222ZM245 136H246V135H245ZM121 137H122V136H121ZM121 137H120V138H121ZM251 137H252V136H251ZM259 137H260V136H259ZM261 137H263V136H261ZM261 137H260V138H261ZM0 138H1V137H0ZM2 138H3V136H2ZM72 138H73V137H72ZM180 138H182V137H180ZM187 138H188V137H187ZM236 138H237V137H236ZM30 139H31V138H30ZM30 139H28V140H30ZM123 139H125V137H124ZM123 139H121V140H123ZM163 139H165V138H163ZM163 139H162V140H163ZM196 139H198V138H196ZM221 139L223 140V137L220 138V141H221ZM251 139H252V138H251ZM256 139H259V138L256 137ZM256 139H254V140L256 141ZM14 140H15V139H14ZM14 140H13V141H14ZM43 140H47L46 137H43ZM70 140H72V141H70ZM70 140H69V141L66 140V141H68L67 143L73 142V139L70 138ZM75 140H76V139H75ZM121 140H120V141H121ZM178 140H179V139H178ZM180 140H181V139H180ZM201 140H202V139H201ZM211 140H210V141H206V142H208V143L210 142V143H211ZM214 140H215V138H214ZM254 140H252V141H254ZM259 140H260V139H259ZM21 141H22V140H21ZM31 141H32V140H31ZM155 141H156V140H155ZM155 141L153 140V142H155ZM159 141L161 142V140H159ZM197 141H198V140H197ZM204 141H205V140H204ZM220 141H218V142H219L218 147L220 146ZM6 142H7V141H6ZM33 142H35V141H33ZM127 142H128V141H127ZM127 142H126V143H127ZM149 142L151 143L152 141H149ZM187 142H188V141H187ZM195 142H196V141H195ZM202 142H203V141H202ZM214 142H215V141H213V143H214ZM226 142H227V141H226ZM1 143H2V141H1ZM14 143H15V141H14ZM150 143H149V144H150ZM155 143H157V141H156ZM158 143H159V142H158ZM161 143H162V142H161ZM197 143H198V142H196V144H197ZM213 143H212L211 145L214 146L215 144H213ZM222 143H223V142H222ZM224 143H225V142H224ZM251 143H252V142H251ZM256 143H257V142H256ZM263 143H264V142H263ZM10 144H11V143H10ZM22 144H23V143H22ZM101 144H103V143L101 142ZM121 144H122V143H121ZM149 144H148V145H149ZM216 144H217V142H216ZM227 144H228V143H227ZM1 145H3V143H2ZM1 145H0V147H1ZM78 145H79V144H78ZM78 145L75 144V148L78 147ZM103 145H105V144H103ZM151 145H152V144H150V146H151ZM154 145H155V146H152V147H149V148L146 147L144 150L142 149L143 152H140V153H142L143 157H146V154L149 153L150 151H154V152L158 153L159 155H161V156H163V157H166V154L168 155V152H169V151L167 152V147H166V146H165L166 148L163 147L164 144H163L162 146H161L160 144H154ZM169 145H170V144H169ZM177 145H179V144H177ZM198 145H199V144H198ZM205 145H206V144H205V142H204V146H205ZM207 145H208V144H207ZM207 145H206V146H207ZM253 145H254V144H253ZM7 146H8V145H7ZM7 146H3L2 148H0V153H1V152L4 153V152H5V149L3 150V148H4V147H7ZM83 146H84V145H82V147H83ZM99 146H101V145H99ZM124 146H125V145H124ZM199 146H200V145H199ZM206 146H205V148H206ZM247 146H248V145H247ZM9 147H10V146H9ZM85 147H86V146H84L83 148H85ZM87 147H88V146H87ZM116 147H117V146H116ZM119 147H120V145H119ZM125 147H126V146H125ZM218 147H216V148H218ZM221 147H223V146H221ZM225 147H226V146H225ZM251 147H252V146H251ZM261 147H262V146H261ZM14 148H15V147H14ZM72 148H73V146H72ZM75 148H73V149H75ZM80 148H81V147H79L78 149H80ZM89 148H90V147H89ZM99 148H101V147H98L97 149H99ZM107 148H109V147H107ZM112 148H113V147H112ZM112 148H111V149H112ZM202 148H203V147H201V149H202ZM205 148H204V149H205ZM219 148H220V147H219ZM92 149H94V148H91V150H92ZM109 149H110V148H109ZM164 149H165V150H164ZM188 149H189V148H188ZM262 149H263V148H262ZM1 150H2V151H1ZM6 150H7V149H6ZM8 150H9V148H8ZM22 150H24V148H22ZM26 150H30V149H26V148H25V154H27V156H28V157L25 156V158H28V159H26V161L29 160V156H30V157H31L30 159H31L32 161H33V158H35L33 162H36V164H37V160L40 159V158H42V157L44 156L42 153H41V154L43 155L42 157L39 155L40 153H38L37 156H34L35 154L33 155L32 153H35V152H31V154H32V156H33V157H32L31 154H30V151H26ZM42 150H43V149H42ZM106 150H107V149L105 148V150H101V149H100L99 151H100V152H101V151L104 152V151H106ZM114 150H115V149H114ZM221 150H222V149H220V151H221ZM223 150H224V149H223ZM249 150L251 151V149H249ZM10 151H11V152H12V151L14 152L13 148H12ZM16 151H17V150H16ZM18 151L20 152L21 150H18ZM46 151H47V153H48V150H46ZM74 151H76V150H74ZM81 151H82V150H81ZM88 151H89V150H88ZM99 151H98V154L100 155L101 153H100ZM139 151H140V150H138V152H139ZM179 151H180V150H179ZM197 151H199V150L197 149ZM205 151H206V150H205ZM205 151H200V152H202V154H203V152H205ZM245 151H246V150H245ZM8 152H9V151H7L6 153H7V155L11 154L10 157H12V155H14V153H15V152H14V153H13V152H12V153H11V152L8 153ZM26 152H27V153H26ZM108 152H109V151H108ZM120 152H121V151H120ZM183 152H184V151H183ZM186 152H187V151H186ZM186 152H185V153H186ZM188 152H190V151H188ZM200 152H197V154H198V153L200 154ZM212 152H213V151H212ZM212 152H211L209 155H212ZM263 152H264V150H263ZM36 153H37V152H36ZM44 153H45V151H44ZM68 153H69V152H68ZM110 153H111V152H110ZM110 153H108V154H110ZM170 153H172V151H170L169 154H170ZM178 153H179V152H178ZM195 153H196V152H195ZM220 153H223V152H220ZM252 153H253V152H250V154H252ZM255 153H256V152H255ZM48 154H49V153H48ZM69 154H70V153H69ZM69 154H68V155H69ZM72 154H73V153H71L70 155H72ZM89 154H90V155L92 154V156H93V152H92V153H89ZM95 154L97 155V153H95ZM95 154H94V156H95ZM102 154H103V153H102ZM116 154H117V153H116ZM186 154L188 155V153H186ZM189 154H190V153H189ZM197 154H196V155H197ZM199 154H198V155H199ZM225 154H226V153H225ZM236 154H237V153H235L234 155H236ZM250 154H249V160H250ZM3 155H5V153H4ZM3 155H2V156H3ZM38 155H39L40 158H38V159L36 160V158L38 157ZM57 155H58V154H57ZM178 155H179V154H178ZM190 155H192V153H191ZM196 155L194 154V157H195ZM239 155H240V154H239ZM254 155H255V154H254ZM262 155H263V154H262ZM47 156H48V155H47ZM47 156H44V159H42V161L40 160L39 163H40L41 165L38 166V164H37V168H38V167H39V168L41 167L40 169L38 168L39 170H41V169H44V167H46V168H45V171H46V172H47V171H48V172L51 171V172L53 173L52 170H53V168L56 169V166H55V165H57V164L59 163V161H58V163H57V162H56V163H52L53 168L49 167V168H51V170L49 171V169H48L47 166H43V165H42V164H44V161H43V160H45V158H46ZM174 156H175V155H174ZM202 156H203V155H202ZM207 156H208V154H207ZM224 156H225V155H224ZM237 156H238V155H237ZM7 157H9V156H6V158H7ZM49 157H51V156H48V158H49ZM107 157H108V155H107ZM109 157H110V156H109ZM109 157H108V158H109ZM111 157H112V156H111ZM198 157H199V156H198ZM200 157H201V156H200ZM200 157H199V159H200ZM232 157H233V156H232ZM232 157H231V158H232ZM239 157H240V156H239ZM239 157H238L237 159H239ZM2 158H5V157H2ZM2 158H1L0 160H3ZM25 158H24V159H25ZM48 158L46 159V160H47V161H46L47 163H48ZM100 158L102 159V157H100ZM234 158H236V156L233 157V159H231L232 161L234 160L233 162H235V159H234ZM242 158H243V157H242ZM257 158H258V157H257ZM257 158H256V159H257ZM49 159H51V158H49ZM63 159H65V158H63ZM111 159H112V158H111ZM157 159H158V158H157ZM177 159H178V158H177ZM184 159H185V157H184ZM253 159H254V158H252V160H253ZM256 159H254L255 162H256ZM8 160L10 161V159H7L6 161L9 162ZM31 160H30V161H31ZM88 160H89V159H88ZM108 160H109V159H108ZM153 160H154V159H153ZM186 160H187V159H186ZM194 160H195V159H194ZM216 160H217V159H216ZM4 161H5V160H4ZM26 161H25V163H26ZM38 161H39V160H38ZM51 161H52V160H51ZM201 161H202V160H201ZM244 161H246V160L243 159V162H242V160H241L242 163H246V162H244ZM250 161H251V160H250ZM257 161H258V160H257ZM52 162H53V161H52ZM177 162H178V161H177ZM184 162H185V163H187V162L190 163L189 160H188V161H185V160H184ZM193 162H194V161H193ZM197 162H198V161H197ZM236 162H237V161H236ZM258 162H259V161H258ZM9 163H10V162H9ZM21 163H22V162H21ZM28 163H29V162H28ZM49 163H50V162H49ZM63 163H64V162H63ZM98 163H100V162H98ZM204 163H206V162L204 161ZM212 163H213V162H212ZM222 163H223V162H222ZM237 163H238V162H237ZM64 164H66V163H64ZM68 164H69V163H68ZM85 164H86V162H85ZM169 164H170V163H169ZM177 164H179V163H177ZM197 164H198V163H197ZM201 164H202V163H201ZM233 164H235V163H233ZM239 164H241V163H239ZM20 165H21V164H20ZM33 165H34V164H32V165H30V166L33 167ZM242 165L245 166L244 164H241L240 166L242 167ZM263 165H264V164H263ZM10 166H11V165H10ZM27 166H28V165H27ZM35 166H36V165H34V167H35ZM54 166H55V167H54ZM70 166H71V164H70ZM106 166H107V165H106ZM200 166H201V165H200ZM207 166H208V164H207ZM213 166H214V164H213ZM234 166H235V165H234ZM236 166L238 167V169H237L236 167H233V168L235 169V171H234L233 168H232V169H233L234 172L237 173V170L239 171L241 167H240L239 165H236ZM248 166H249V165L246 164L245 167L248 168ZM251 166H252V165H251ZM251 166H250L251 170L249 171L248 174H251L250 172H252V168H253V167H251ZM7 167H8V166H7ZM7 167H6V168H7ZM19 167H21V166L18 165V166H17V169H15V171H17L18 173L16 172V173H15V174H16L15 176L12 175V178H11L12 180L17 179L16 176H18V177H19L18 180H20L21 177H20L19 175H21V176L23 177L22 173H23L24 171L22 172L23 169H22V168H19ZM72 167H73V165H72ZM74 167H76V165H75ZM77 167H78V166H77ZM215 167H216V166H215ZM228 167H229V166H228ZM245 167H242V171H243V172L246 171V173H247V172H248V171H247L248 169H246ZM256 167H257V168H255V167H254V168L257 169V170H254V169H253V173H254V171H256V173H257V172L260 173V172H259V168H260L259 165H258V166L256 165ZM262 167H263V166H262ZM0 168L2 169L3 166L0 167ZM4 168H5V167H4ZM6 168H5V170H6ZM24 168L26 169V167H24ZM59 168H60V167H59ZM81 168H82V166H81ZM135 168H136V167H135ZM171 168H172V167H171ZM178 168H179V167H178ZM178 168H177V169H178ZM187 168H189V167H187ZM199 168H201V167H199ZM202 168H203V167H202ZM202 168H201V169H202ZM213 168H214V167H213ZM225 168H226V167H225ZM229 168H230V167H229ZM243 168H244V170H243ZM18 169H19V170H18ZM21 169H22V170H21ZM27 169H29V168L27 167ZM31 169H32V168H31ZM55 169H54V170H55ZM89 169H90V168H89ZM107 169H109V168L106 167V170H107ZM194 169H195V168H194ZM236 169H237V170H236ZM245 169H246V170H245ZM260 169H262V171H263V168H260ZM20 170H21V171H20ZM59 170H60V169H56L55 172H56V171H59ZM131 170H132V169H131ZM212 170H213V169H212ZM227 170H228V169H227ZM229 170H230V169H229ZM37 171H38V170H37ZM82 171H83V169H82ZM85 171H86V170H85ZM90 171H91V169H90ZM185 171H186V170H185ZM187 171H189V170H187ZM200 171H202V170H200ZM204 171H205V170H204ZM225 171H226V170H225ZM225 171H224V172L221 171V172H222L221 174L225 173ZM242 171L240 170L239 172L241 173ZM262 171H261V173H263V174H262V175L260 174L261 176L264 175V172H262ZM20 172H21V174H20ZM35 172H36V169H34L33 173H35ZM41 172H42V171H41ZM51 172H50V173H51ZM59 172H60V171H59ZM80 172H81V171H80ZM91 172H92V171H91ZM106 172H107V171H106ZM202 172H203V171H202ZM228 172H229V171H228ZM239 172H238V174H239ZM38 173H40V172H37V174H38ZM52 173H51V175H52ZM83 173H84V172H83ZM98 173H99V172H98ZM98 173H97V175H98ZM182 173H183V172H182ZM213 173H214V171H213ZM231 173H232V172H231ZM246 173H245V174H246ZM258 173H257V174H258ZM0 174H2V172H1ZM17 174H18V175H17ZM35 174H36V173H35ZM81 174H82V173H81ZM108 174H109V172H108ZM108 174H107V175H108ZM110 174H111V173H110ZM186 174H187V173H186ZM206 174H207V173L205 172V175H206ZM216 174H218V173L215 172L214 175L216 176ZM221 174H220V172H219V175H221ZM241 174L243 175L244 173H241ZM245 174H244L243 177H246V176H247V177L250 178V176H248L247 174L245 175ZM254 174H255V173H254ZM254 174H252V175H253L252 177H255ZM257 174H256V175H257ZM32 175H34V174H32ZM56 175H57V173H55V176H54V177H57V176H58V175H57V176H56ZM83 175H84V178H85L86 175H85V174H83ZM104 175H106V174H104ZM188 175H189V174H188ZM197 175H201V172H200L199 174H197ZM208 175H210V174H208ZM208 175H206V177H208ZM236 175H237V174H236ZM242 175H241V177H240V175H239V177H238V175H237V178H238L239 180H241V179L243 178ZM258 175H259V174H258ZM1 176H3V174H2ZM1 176H0V177H1ZM4 176H5V175H4ZM29 176H30V175H29ZM29 176H27L28 179L30 178ZM94 176H95V175H94ZM164 176H165V174H164ZM223 176H224V175H223ZM223 176H222V177L220 176L221 179H219V178H220V177H219L218 180H222ZM225 176H227V174H226ZM233 176H234V175H233ZM6 177H7V176H6ZM10 177H11V176H10ZM31 177H33V176H31ZM70 177H71V176H69V179H70ZM191 177H192V176H191ZM191 177H190V178H191ZM199 177H200V176H199ZM206 177L204 176V179H206ZM247 177H246V178H247ZM73 178H74V177H73ZM155 178H157V177H155ZM186 178H187V177H186ZM188 178H189V177H188ZM194 178H195V177H194ZM202 178H203V175H202ZM213 178H214V177H213ZM232 178H233V177H232ZM235 178H236V177H235ZM246 178H243L242 180H244V179H246ZM257 178H258V177H257ZM259 178H260V176H259ZM130 179H132V178H130ZM175 179H176V178H175ZM208 179H209V177H208ZM210 179H211V178H210ZM214 179H215V178H214ZM224 179H225V178H223V180H224ZM238 179H237V180H238ZM250 179H251V178H250ZM252 179H253V178H252ZM254 179H255L254 181L259 180V179H256V177H255ZM260 179H261V178H260ZM2 180H3V179H2ZM71 180H72V177H71ZM109 180H110V179H109ZM156 180H157V179H156ZM156 180H155V181H156ZM166 180H167V179H166ZM166 180H165V181H166ZM190 180H191V179H190ZM190 180H189V181H190ZM218 180H217V181H218ZM233 180H234V179H233ZM235 180H236V179H235ZM239 180H238V181H239ZM261 180H262V179H261ZM29 181H30V180H28V181L26 180V182H29ZM33 181H34L35 184L38 183L37 180H36V182H35V178H31V182H29V183H30V184H31V183L34 184ZM88 181H89V180H88ZM136 181H137V180H136ZM149 181H150V180H149ZM168 181H169V180H168ZM175 181H176V180H175ZM184 181H186V180L184 179ZM198 181H199V180H198ZM198 181H196V182L198 183ZM211 181H212V179H211ZM238 181H235V183H236V182H237V183L240 182V181H239V182H238ZM263 181H264V180H263ZM77 182H78V181H77ZM138 182H139V181H138ZM166 182H167V181H166ZM180 182H181V181H180ZM209 182H210V181H209ZM212 182H214V183L216 184V181H215V180L212 181ZM230 182H232V183L230 184V185H231L230 189L233 191V186H235V184L233 183L234 181H230ZM252 182H253V180H252L250 183H252ZM69 183H71V182H69ZM88 183H89V182H88ZM135 183H136V182H135ZM139 183H140V182H139ZM149 183H150V182H149ZM149 183H148V184H149ZM185 183H186V182H185ZM197 183H196V184H197ZM221 183H222V182H221ZM223 183H224V184L226 183L224 187H225V189L228 190V189H229V188H227V187H229L228 183H227V182H224V181H223ZM241 183H242V182H241ZM259 183H262V182L259 180ZM25 184H26V183H25ZM72 184H73V183H72ZM72 184H71V185H72ZM75 184H76V183H75ZM163 184H164V183H163ZM168 184H169V183H168ZM168 184H166V185H168ZM187 184H188V183H187ZM217 184H218V183H217ZM219 184H220V183H219ZM232 184H233V185H232ZM239 184H240V183H239ZM256 184H257V182H256ZM73 185H74V184H73ZM155 185H156V184H155ZM236 185H237V184H236ZM246 185H247V183H246ZM249 185H250V184H248L247 186H249ZM254 185H255V184H254ZM254 185H252L251 187H253ZM263 185H264V184H263ZM1 186H2V185H1ZM74 186H75V185H74ZM127 186H128V185H127ZM209 186H210V184H209ZM220 186H222V184H220ZM247 186H245V187L243 186V188L240 186L242 189H241L240 187H239V189L237 188V189L239 190V193L241 192V190L243 191L245 188H247V190H248V187H247ZM259 186H260V185H259ZM8 187H9V186H8ZM8 187H7V188H8ZM11 187H12V186H11ZM11 187H10V188H11ZM68 187H70V186H68ZM151 187H152V186H151ZM197 187H199V186L197 185ZM214 187H215V186H214ZM222 187H223V186H222ZM257 187H258V186H257ZM262 187H263V186H261L260 188H262ZM7 188L5 187V189H4V188H3V189L6 191ZM10 188H9V190H10ZM24 188H25V187H24ZM26 188H28V186H27ZM70 188H72V187H70ZM146 188H147V187H146ZM160 188H161V187H160ZM255 188H256V187H255ZM255 188L253 187L252 189H255ZM32 189H34V188H31L30 191H31ZM122 189H123V188H122ZM138 189H139V188H138ZM147 189H148V188H147ZM158 189H159V188H158ZM211 189H213V188H211ZM230 189H229V192H230ZM240 189H241V190H240ZM257 189H258V188H257ZM257 189H256V190H257ZM27 190H28V189H27ZM77 190H78V189H77ZM111 190H112V189H111ZM115 190H116V189H115ZM148 190H151V188H149ZM155 190H156V188H155ZM162 190H163V189H162ZM197 190H198V189H197ZM213 190L215 191V188H214ZM238 190H234V191H236V192H234V193H237V194H238ZM247 190H245V192H246ZM263 190H264V189H263ZM21 191H22V190H21ZM28 191H29V190H28ZM28 191H27V192H28ZM30 191H29V192H30ZM33 191H34V190H33ZM54 191H55V190H54ZM54 191H53V192H54ZM61 191H62V190H61ZM107 191H108V190H107ZM125 191H126V190H125ZM156 191H157V190H156ZM159 191H160V190H159ZM190 191H191V190H190ZM216 191H218V189H216ZM248 191H249V190H248ZM252 191H253V190H252ZM259 191H260V190H259ZM7 192H8V189H7ZM69 192H70V191L68 190V192L64 191L63 193H65V194L68 195ZM77 192H78V191H77ZM109 192H110V190H109ZM112 192H113V191H112ZM146 192H147V190H146ZM211 192H213V191L211 190ZM211 192H210V193H211ZM219 192H222V191L219 190ZM229 192H227V193H229ZM245 192L243 191V192H241V193L238 194V195H241L242 193L244 194ZM257 192H258V190H257ZM263 192H264V191H260V193H261L260 195H263V194H262ZM2 193H3V192H2ZM8 193H9V192H8ZM61 193H62V192H60V194L58 193V194L55 196V198H56V197L61 198V199H59L60 202H62L64 199L66 200V197H67L65 194H62V195H65L66 197H65V196H64V198H63L62 196L60 197L59 195H61ZM110 193H111V192H110ZM118 193H119V192H118ZM149 193H150V192H149ZM206 193H207V192H206ZM210 193H209V194H210ZM216 193H217V192H216ZM230 193H231V192H230ZM230 193H229V194H230ZM247 193H248V192H247ZM251 193H252V192H251ZM258 193H259V192H258ZM258 193H256V194L254 193V195H258ZM144 194H146V193H144ZM154 194H155V193H154ZM157 194H158V193H157ZM225 194H226V193H225ZM237 194H235V195L233 196V199L235 200V199L237 198L238 201H239V198L236 197ZM249 194H250V193H249ZM249 194H247V195H249ZM5 195H7V194H5ZM5 195H4V196H5ZM76 195H77V194H76ZM76 195H74V196H75V200L80 198L79 196H76ZM115 195H116V194H115ZM147 195H148V193H147ZM192 195H193V194H192ZM226 195H228V194H226ZM252 195H253V193H252ZM0 196H1V195H0ZM52 196L54 197L53 194L51 195V198H52ZM163 196H164V195H163ZM163 196H162V197H163ZM212 196H213V195H211L210 200H211V199H214V196H213V197H212ZM242 196H243V195H242ZM244 196H245V194H244ZM72 197H73V195L71 196V198H72ZM77 197H79V198H77ZM150 197H151V196H150ZM154 197H156V196H154ZM227 197H228V196H227ZM245 197H246V200H247V201H249L250 198H251L250 196H249V197L245 196ZM255 197H256V196H255ZM30 198H31V196H30ZM48 198H49V197H48ZM55 198H54V199H55ZM62 198H63V200H62ZM73 198H74V197H73ZM102 198H104V197H102ZM102 198H100L102 204L100 205V207L97 206V210H98V211H96L95 208H94V209H91L93 212H91V210H90V212H91L92 215H93V214L95 213V211H96V213L94 214V216L91 215V216H92V217H91L90 215H88L90 212H89V213L87 212L88 214L86 213V214L89 216V219L84 220V216H83V214H82V216H79V219H83L84 222H82V220H81L80 222L77 220V222L75 223V225L78 223V224L76 225V227H73L74 229L71 227L73 230H76L75 233H71V232H70V233H67V231H66V232H65V233H66V237L64 236L65 234L63 235L64 238H65V240H64V238H63L62 242L59 241V237L57 238V240H56V244H57V245L55 244V245H56V249L54 248V249H55V253H54L55 257H54V258H51V253H50V252H47V253L50 254L49 257H50L51 259H55V260H52V261H50V262H48V261L45 262V260H50V258H49V257H43V258H45V259H43V260H44V263H48V264H52V263H54V262L61 263V260L64 259L65 262L68 261L69 264H73L74 262L77 261V257H76V261L73 259L76 255H78V252H77V251H83V252L86 253L87 250H89L90 248L93 249V250H94V249H95V250H97V249L100 250V249H101V250H100V253H101V251H102L103 248L105 247V246H104V247H101V245H102L101 243L104 242L103 240H104L105 237H106L105 234H107V233H111L110 230H107V232L105 231L106 233L102 231L103 234H100V233L97 231V228H96V227H98V226H97V225H98V224H97L98 221H96V220H97V219H98V220H99V219H102V220H103V218L105 217V216H104V215H105V212L102 211V210H104V208H106L105 205L108 204V205L110 206V204H109V203H110V200H109V199H106V201H107V200H108V201L106 202L107 204H105V201H104L105 198H104L103 200H102ZM151 198H152V197H151ZM217 198H218V197L215 196V199L213 200L214 203H215V201H216ZM221 198H223V197H221ZM231 198H232V197H231ZM241 198H243V197H240V200L242 201ZM247 198H248L249 200H248ZM253 198H254V197L252 196V201H253ZM263 198H264V197H263ZM52 199H53V198H52ZM52 199H51V201L54 200V199H53V200H52ZM157 199H158V198H157ZM194 199H195V198H194ZM243 199L245 200V198H243ZM257 199H258V198H257ZM37 200H38V202H39L40 199L37 198ZM42 200H43V199H42ZM218 200H219V199H218ZM16 201H17V200H16ZM43 201H44V200H43ZM43 201H42V205H45V203L48 204V203H47L48 200L45 201V203H43ZM70 201H71V200H70ZM73 201H74V200H73ZM102 201H103V202H102ZM150 201H151V200H150ZM231 201H233V200L231 199ZM247 201H246V202H247ZM250 201H251V200H250ZM255 201L258 202L259 200H256V198H255ZM65 202H66V201H65ZM81 202H82V201H81ZM128 202H129V201H128ZM131 202H132V201H131ZM201 202H203V201L201 200ZM211 202H212V200H211ZM216 202H217V201H216ZM219 202H220V201H219ZM243 202H244V201H243ZM253 202H254V201H253ZM256 202H255V205H256ZM18 203H19V202H18ZM49 203H50V202H49ZM117 203H118V201H117ZM117 203H116V204H117ZM214 203L209 204V206L211 205L210 207L212 208V206H214ZM244 203H245V202H244ZM248 203L250 204V202H248ZM258 203H259V202H258ZM260 203H261V205L258 206V207L262 208V206H263L262 203H264V202H260ZM260 203H259V204H260ZM37 204H39V203H37ZM118 204H119V203H118ZM118 204H117V205H118ZM201 204H203V203H201ZM217 204H220V203H216V205H217ZM234 204H235V203H234ZM33 205L35 206V204H33ZM53 205H54V204H53ZM103 205H104V206H103ZM128 205H129V204H128ZM137 205H138V204H137ZM203 205H204V204H203ZM216 205H215V206H216ZM236 205H237V204H236ZM255 205L253 204V206H255ZM16 206H17V205H16ZM101 206H103L104 208L101 209V208H102ZM112 206H113V205H112ZM248 206H249V205H248ZM250 206H251V205H250ZM250 206H249V208H250ZM54 207H55V206H54ZM54 207H53V209H55ZM116 207H118V206H116ZM127 207H128V206H127ZM224 207H226V206H224ZM229 207H230V206H229ZM31 208H32V206H31ZM57 208H59V207H57ZM61 208H62V207H61ZM98 208H99V209H98ZM136 208H137V207H136ZM211 208H210V209H211ZM218 208H219V206H218ZM234 208H235V206H234ZM251 208H252V207H251ZM256 208H257V207H256ZM256 208H255V209H256ZM121 209H122V208H121ZM155 209H156V208H155ZM155 209H154V210H155ZM216 209H217V206H216L215 209L213 208L214 211H215ZM226 209H227V208H226ZM242 209H243V208H242ZM242 209H241V211H242ZM257 209H258L260 212L264 211V210L259 209V208H257ZM257 209H256V210H257ZM25 210H26V209H25ZM25 210H24V211H25ZM46 210H47V209H46ZM46 210H45V211H46ZM55 210H56V209H55ZM64 210H65V209H64ZM211 210H212V209H211ZM221 210H223V209H221ZM227 210H228V209H227ZM230 210H231V207H230ZM230 210H229V211H230ZM256 210H254V207H253L252 213H254V211H256ZM258 210H257V211H258ZM261 210H262V211H261ZM32 211H34V210H32ZM32 211H29V212L31 213ZM100 211L104 214L103 217H101L102 215H101L100 213H98V212H100ZM155 211H156V210H155ZM214 211H212V212L214 213ZM217 211H218V210H217ZM231 211H232V210H231ZM231 211H230V214H231ZM246 211H247V210H246ZM248 211H249V209H248ZM40 212H41V211H40ZM56 212H57V211H56ZM151 212H152V211H151ZM202 212H203V211H202ZM212 212L209 213V215H211ZM233 212L236 213V211H234V210L232 211V213H233ZM260 212H259V213H260ZM69 213H70V212H69ZM146 213H148V212H146ZM146 213H145V214H146ZM154 213H156V212H154ZM154 213H153V214H154ZM222 213H223V211H222ZM262 213H263V212H262ZM262 213H260L261 215H258V216H257V213H256V214H255V213H254V214H249V215H250V217H251V215H252V217L254 216V217L257 218V217H263V216H262ZM21 214H22V213H21ZM41 214H42V213H41ZM64 214H65V213H64ZM66 214H67V213H66ZM98 214H100V215H98ZM226 214H227V213H226ZM230 214H228V215L231 216ZM236 214H237V213H236ZM22 215H23V214H22ZM24 215H25V214H24ZM26 215H27V214H26ZM26 215H25V219H27V217L29 218V216H28V215L26 216ZM49 215H50V214H49ZM51 215H52V214H51ZM58 215H59V214H58ZM69 215L71 216V214H69ZM76 215H80V214H76ZM96 215H98V216H97V217H98L97 219L95 218ZM146 215H147V214H146ZM151 215H152V214H151ZM213 215H214V214H213ZM215 215L217 216V212H216ZM228 215H227V216H228ZM237 215H238V214H237ZM243 215H244V214H243ZM249 215H248V216H249ZM20 216H21V215H20ZM31 216H32V218H33V216L35 217L34 213H33V215H31ZM31 216H30V217H31ZM37 216H38V215L36 214V217H37ZM56 216H57V215H56ZM88 216H86V218H87ZM136 216H137V215H136ZM152 216H153V215H152ZM222 216H223V214H222ZM23 217H24V216H23ZM48 217H49V216H48ZM80 217H82V218H80ZM99 217H100V218H99ZM213 217H214V216L210 217L211 220H212ZM217 217H218V216H217ZM224 217H225V216H224ZM238 217H239V216H238ZM238 217H237V219H239ZM241 217H242V216H241ZM241 217H240V218H241ZM254 217H253V218H249V220H252V221H250L249 223L254 222L255 220H256V221H259V220H257V219H254ZM38 218H39V220H42V222L46 221V220L43 219V217H41L42 219H40V216L37 217V219H38ZM57 218H59V216H57ZM77 218H78V217H77ZM90 218H91L92 220H91ZM144 218H145V217H144ZM229 218H231V217H229ZM229 218H223V221H224V222H225L226 220L228 221ZM243 218H244V217H243ZM246 218H248V217H246ZM23 219H24V218H23ZM33 219H34V218H33ZM37 219L31 221V223H33V226H35V223H37V222H38V223H37V226L40 225V224H39V220L37 221ZM45 219H46V218H45ZM49 219L52 220V217H51V218L49 217ZM54 219H55V218H54ZM70 219H71V218H70ZM93 219H95L96 223H95V221H94ZM145 219H147V218H145ZM148 219H149V218H148ZM148 219H147V220H148ZM253 219H254V221H253ZM260 219H261V218H260ZM262 219H264V217H263ZM56 220H57V219H56ZM56 220H55V221L52 220V221H53L54 223H55V222L58 223L59 221H58V220L56 221ZM71 220L73 221V219H71ZM211 220H210V221H211ZM231 220H232V218H231ZM242 220H243V223H245V222H244V219H242ZM242 220L240 219V221H242ZM245 220H246V219H245ZM0 221H1V220H0ZM29 221H30V220H29ZM34 221H35V222H34ZM72 221H71V222H72ZM100 221H101V220H100ZM210 221H209V222H210ZM256 221H255V222H256ZM260 221H261V220H260ZM260 221H259V223H261V224L263 223V224H264V222H262L263 220H262L261 222H260ZM1 222H2V221H1ZM3 222H4V221H3ZM27 222H28V221H27ZM53 222H50V224H52ZM212 222H213V220H212L210 223H212ZM234 222H236V220H235ZM246 222H247V221H246ZM10 223H11V222H10ZM16 223H17V222H16ZM24 223H25V222H24ZM45 223H47V222H45ZM45 223H44V224H45ZM57 223H55V224L53 225V226H55L56 228H57V226L60 225V224L58 225ZM59 223H60V222H59ZM72 223H73V222H72ZM102 223H103V222H102ZM225 223H226V222H225ZM228 223H229V221H228ZM228 223H227V224H228ZM21 224H22V222H20V224H19V225H20L19 228H22V229H21V230L19 229V230H20V231L23 230V231H22V235L20 236L21 239H20L19 242L21 243L22 246H24V248H22V250L24 249V250H23V251H24L23 255H24V257H25V256L27 257L28 254L30 255V253H31L30 250H32V253H31L30 256H35L36 253H38V251L36 250V249H38V248H36V249L33 250V249H32V246H31V245H33V244H34V246H35V244H36V243H34L35 240L33 241V238H34V237L31 235V236L33 237V238H31V236L29 235L28 230H29L30 228H27V231H26V229H25L26 227H29V226H31V225L29 224V226H27V223H26V224H24V225H26V227L24 228ZM38 224H39V225H38ZM44 224H41L42 227H43ZM47 224H49V222H48ZM47 224H45L46 226L44 225L45 227H43V228H45L44 231L42 230V233H44V232L46 233V237H47V234H48V231H49V230L46 229V228H47V227H48V228L50 227V226H48ZM50 224H49V225H50ZM212 224H214V225H216V224L219 225L217 222L215 223V220H214V223H212ZM212 224H211V225H212ZM235 224H236V227H237V225H239L238 222H236ZM240 224H241V223H240ZM246 224H247V223H246ZM263 224H262V225H263ZM8 225H9V223H8ZM8 225H7V227H8ZM75 225H74V226H75ZM172 225H173V224H172ZM188 225H189V224H188ZM223 225H225V224L222 223V226H223ZM228 225H229V224H228ZM228 225H227V226H228ZM241 225H243V224H241ZM241 225L238 226V227L241 228V227H242ZM254 225H255V224H254ZM257 225H258V224H257ZM257 225H256V228H258ZM262 225H260V226L262 227V228L260 227V229H264V228H263L264 226H262ZM9 226H10V225H9ZM14 226H15V225H14ZM16 226H17V225H16ZM99 226H100V223H99ZM222 226L220 225V226L218 227V228L221 227V229L219 230L220 232H221V230L223 231V229L226 230V231L229 229V228L225 229L226 227H224V226L222 227ZM12 227H13V226H12ZM12 227H11V229H8V232H12V231H10V230H12ZM17 227H18V226H17ZM17 227H14V228H16L17 231H18V228H17ZM187 227H188V226H187ZM213 227H214V226H213ZM228 227H230V226H228ZM246 227H247V226H246ZM248 227H251V226H248ZM34 228H36V227H34ZM39 228H41V227H39ZM50 228H52V227H50ZM75 228H76V229H75ZM98 228H99V227H98ZM208 228H209V227H208ZM208 228H207V229H208ZM214 228H215V227H214ZM214 228H213V229H214ZM216 228H217V226H216ZM216 228L214 229V231L216 230ZM218 228H217V230H218ZM222 228H223V229H222ZM233 228H234V227H233ZM233 228H232V230H233ZM244 228H245V227L243 226L242 229H244ZM256 228H255V226H253V230H252V231L254 232V230H255ZM2 229H3V228H2ZM6 229H7V228H6ZM16 229H14V232H16V231H15ZM41 229H42V228H41ZM52 229H53V228H52ZM52 229H50L49 232H51ZM58 229H59V228H58ZM62 229H63V228L61 227L59 230L62 231ZM72 229H70V231H71ZM63 230H64V229H63ZM197 230H199V229H197ZM208 230H209V229H208ZM232 230H231V232H234V230H233V231H232ZM249 230H250V229H248V232H249ZM46 231H47V232H46ZM111 231H112V230H111ZM243 231H244V230H243ZM243 231H241V234H243V233H242ZM252 231L250 230V232H249L250 234H249V233H248V234L246 233V236H247V237L249 236L250 239H251V236H254ZM34 232H36L35 234L37 235V234H38L37 232H39V231H38V229H37V231H34ZM68 232H69V231H68ZM72 232H73V231H72ZM180 232H182V231H180ZM212 232H213V231H211V232H209V233H210V234H213ZM215 232H216V231H215ZM227 232L230 233L229 230H228ZM251 232H252V234H251ZM255 232H257V230H256ZM255 232H254V234H255ZM259 232H262V231H259ZM18 233H19V232H18ZM32 233H33V232H32ZM104 233H105V234H104ZM171 233H172V232H171ZM218 233H219V232H218ZM234 233H235V232H234ZM234 233H233V234H234ZM238 233H239V234H238ZM238 233L236 232L235 234H238V235H240V237H241L240 232H238ZM9 234H10V233L7 234L8 237H7V235H6V239L8 238V240H10V241L13 242V241H14V237H11L12 235L10 236ZM16 234H17V233H15V236H16ZM54 234L56 235V232H55ZM54 234H53V235H54ZM116 234H117V233H116ZM198 234H199V233H198ZM215 234H216V233H215ZM233 234L231 235V236H232V239H230L231 237H229V239H230V240H233V239H234L233 241H235V243H236V242L238 241V240H237L238 236H236V235L234 234V236H235V237H234ZM263 234H264V233H263ZM17 235H18V234H17ZM33 235H34V234H33ZM43 235H44V234H43ZM50 235H51V237L53 236L52 233H50ZM101 235H102V236L104 235L105 237H104V236L102 237ZM170 235H171V234H170ZM218 235H219V234H218ZM220 235H222V233H221ZM226 235H227V234H226ZM250 235H251V236H250ZM256 235H257V236H255V237H256V238L258 237V240H259V239L261 238V236H262V233L260 234V238H259V234H258V233H257ZM29 236H30V238H31L32 241H33V244L31 243L30 246H29V243L27 242L28 240H31V239H29ZM48 236H49V235H48ZM63 236H62V237H63ZM150 236H151V235H150ZM213 236H215V235L213 234ZM9 237L12 238L13 240L10 239ZM152 237H153V236H152ZM233 237H234V238H233ZM236 237H237V238H236ZM247 237L244 236V238H247ZM249 237H248V238H249ZM15 238H16V237H15ZM38 238H41V237H38ZM103 238H104V239H103ZM126 238L129 239V240L131 241V237H128V236H127ZM172 238H173V237H172ZM183 238H184V237H183ZM217 238L221 239V236H220V237L217 236ZM225 238H226V237L224 236L223 240H224ZM241 238H242V237H241ZM252 238H253V237H252ZM256 238H255V239H256ZM46 239L49 240L50 237H47ZM46 239H45V240H42L43 243H41V244H46V245H47V243L45 242V241H47ZM55 239H56V238H54V236H53V240H55ZM97 239H98V242H97ZM127 239H126L127 242H126L125 244L130 243V241L128 242ZM134 239H136V238H133L132 240L135 241ZM168 239H169V238H167V240H168ZM235 239H236L237 241H236ZM255 239H251L252 242L255 243ZM8 240L6 241V242L8 243V244H6V246L9 245V242H10V241H8ZM60 240H61V239H60ZM99 240H101V241H99ZM156 240H157V239H156ZM171 240H172V239H171ZM217 240H218V239H216V243L220 242V241L217 242ZM221 240H222V239H221ZM241 240H242V239L239 238V241H241ZM251 240H250V241H251ZM261 240H262V239H261ZM3 241H4V240H3ZM3 241H2V242H3ZM164 241H166V239H165ZM225 241H229V240H228V239H227V240L225 239V240H224V243H225ZM233 241H229L230 243H228V244L225 243L224 245H226V246H228V245H230V244L233 245V246L237 245V244H232V243H234ZM239 241H238V242H239ZM4 242H5V241H4ZM4 242H3V243H4ZM12 242H11V243H12ZM16 242H18V241H15V242H14L15 245H12V246H15V247H16V246H17ZM44 242H45V243H44ZM49 242H50V240H49ZM53 242H54V241H53ZM53 242H51V245H50V243H49V246H50V247L53 246ZM211 242H212V241H211ZM213 242H214V239H213ZM231 242H232V243H231ZM252 242H251V243H252ZM257 242H259V241H257ZM39 243H40V242H39ZM161 243L163 244L164 242L162 241ZM222 243H223V242H221V244H222ZM239 243H240V242H239ZM262 243L264 244V240H263ZM262 243L259 242V244H261V245H260V246H261L260 248H261V249L263 248V250H264V247L262 246V245H263ZM162 244H159V245H162ZM213 244L215 245V242H214ZM221 244H220V245H221ZM46 245H45V246H46ZM117 245H118V244H117ZM129 245H130V244H129ZM214 245H213V246H214ZM217 245H218V244H217ZM238 245H240V244H238ZM238 245H237V246H238ZM242 245H243V242H242ZM2 246H5V244H4V245L2 244ZM6 246L3 247V248H5L6 251H7V247H6ZM34 246H33V247H34ZM49 246L46 247L47 250L49 249V248H48ZM106 246H107V245H106ZM156 246H157V245H156ZM215 246H216V245H215ZM233 246H230V247H228V248H230V249H227V251L229 250L228 252H230V253L232 252L231 254H234V253H235V252L233 253V251H231L232 249H233V250H237V249H238V247L236 248V246H235V247H233ZM250 246H251V245H250ZM9 247H10V245H9ZM27 247L30 248V249H28ZM128 247H129V246H128ZM157 247H158V246H157ZM160 247H161V246H160ZM208 247H209V246H208ZM208 247H207V248H208ZM216 247H217V246H216ZM221 247H222V248L224 247L223 244H222ZM231 247H233V248H231ZM252 247H253V245H252ZM257 247H259V246L257 245ZM13 248H14V247H13ZM26 248H27V249H26ZM51 248H52V247H51ZM222 248H220V249H222ZM234 248H235V249H234ZM246 248H247V247H246ZM260 248L258 249L259 251H256V252L259 253L260 251H262V250H260ZM25 249L28 250L30 253H28V251H26ZM124 249H126V248L124 247ZM149 249H150V248H149ZM163 249H164V248H163ZM188 249H189V248H188ZM248 249H249V248H248ZM250 249H251V247H250ZM250 249H249V250H250ZM43 250H44V249H43ZM85 250H86V251H85ZM95 250H94V252H95ZM99 250H98V251H99ZM206 250H207V249H206ZM225 250H226V248L224 249V251H225ZM240 250H242V249H240ZM245 250H246V249H245ZM251 250L253 251V249H251ZM251 250H250V251H251ZM25 251H26L28 254L25 255ZM34 251H35V252H34ZM50 251H51V250H50ZM52 251H53V248H52ZM52 251H51V252H52ZM123 251H124V250H123ZM125 251H126V250H125ZM198 251H199V250H198ZM221 251L223 252V250H221ZM227 251H225V252H227ZM246 251L248 252V250H246ZM75 252H77V253L75 254V256L73 255V256H74V257H73L72 254H74ZM92 252H93V251H92ZM153 252H154V251H153ZM159 252H160V251H159ZM163 252H164V251H163ZM181 252H182V251H181ZM222 252H221V253H222ZM225 252H224V253H225ZM228 252H227V253H228ZM5 253H6V252H5ZM17 253L20 254L19 252H17ZM43 253H45V252L43 251ZM179 253H180V249H179ZM206 253H207V252H206ZM218 253H219V251H218ZM218 253H216L217 255H216V256H213V257H217V256H219ZM237 253H238V251H237ZM241 253H243V251H241ZM245 253H246V252H244V254H245ZM249 253H250V252H249ZM251 253L254 254V251L251 252ZM262 253L264 254V251H263ZM262 253L260 252L259 254L262 255ZM15 254H16V253H15ZM15 254H14V257H15ZM18 254H17V255H18ZM79 254H80V253H79ZM126 254L128 255V259H129V257H130L129 254H132V253H131L130 251H129V252L127 251ZM134 254H135V253H134ZM181 254H182V253H181ZM210 254H212V252H211ZM231 254H226V255L229 256V255H231ZM244 254H243V255H244ZM256 254H257V253L254 254V257H255V256L257 257L258 254H257V255H256ZM17 255H16V256H17ZM92 255H93V254H92ZM206 255H207V254H206ZM226 255H225V256H224V255H220V256H222V257L224 258V257H226ZM243 255H241V256H243ZM261 255H260V258H261ZM45 256H46V255H45ZM71 256L73 257L72 259H71ZM110 256H111V255H110ZM148 256H150V255H148ZM241 256H238V257H241ZM251 256H252V255H251ZM18 257H19V256H17L16 258H18ZM20 257H22V259L24 260V257H23V256H20ZM26 257H25V260H27ZM68 257H69V258H68ZM104 257H105V256H104ZM124 257H125V253H124ZM158 257H159V256H158ZM256 257H255V258H256ZM263 257H264V255H263ZM16 258H15V259H16ZM30 258L32 259V257H30ZM46 258H47V259H46ZM48 258H49V259H48ZM133 258H134V260H138V259H139V258L137 259V257H136V259H135L134 256H133ZM140 258H141V260H142V257H140ZM151 258H152V257L150 256L149 262H152V263H153L154 259H153V261H151V260H152ZM174 258H175V257H174ZM255 258H254V259H255ZM258 258H259V257H258ZM260 258H259V259H260ZM13 259H14V258H13ZM13 259H12V262L15 261V260H13ZM20 259H21V258H20ZM20 259H19V261L21 262ZM69 259H70V260H69ZM89 259H90V258H89ZM100 259H101V258H100ZM126 259H127V256H126V258H125V261H126V262L128 261L127 263L130 264V263H129L130 260H126ZM209 259H210V258H209ZM209 259H208V261H209ZM228 259H229V261H230V260L232 259V257H230V258H228ZM228 259H227V257H226V260H228ZM249 259H250V258H249ZM259 259H258V261H259ZM23 260H22V261H23ZM25 260H24L23 262H21V264L24 263ZM64 260H63V261H64ZM72 260H74V261L72 262ZM214 260H216V259H214ZM242 260H243V259H242ZM29 261L33 263V261H35V257H34L33 261L30 260V259L28 258V261H27L26 264H28ZM38 261H39V260H38ZM53 261H54V262H53ZM59 261H60V262H59ZM125 261H124V262H125ZM179 261H180V260H179ZM208 261H207V262H208ZM229 261H227V262L229 263ZM233 261H234V260H233ZM246 261H247V260H246ZM251 261H253V260H251ZM261 261H263V260H261ZM261 261H259V262H261ZM68 262H67V263L62 262L61 264H63V263H64V264H68ZM71 262H72V263H71ZM80 262H81V261H80ZM84 262H85V261H84ZM98 262H99V261H98ZM98 262H97V263H98ZM209 262H210V261H209ZM209 262H208V263H209ZM216 262H217V261H216ZM216 262L214 261V262H212V264H215ZM218 262H219V261H218ZM218 262H217V264L220 263V262H219V263H218ZM227 262H226V264H227ZM10 263H11V261H10ZM44 263H43V264H44ZM58 263H57V264H58ZM77 263H78V261H77ZM77 263H76V264H77ZM82 263H83V261H82ZM97 263H95V264H97ZM115 263H116V262H115ZM115 263H114V264H115ZM119 263H120V262H119ZM127 263H126V264H127ZM152 263H150V264H152ZM29 264H31V263H29ZM37 264H38V263H37ZM54 264H55V263H54ZM74 264H75V263H74ZM99 264H100V262H99ZM117 264H118V263H117ZM120 264H123V263L121 262ZM124 264H125V263H124ZM131 264H132V263H131ZM153 264H155V263H153ZM157 264H158V263H157ZM223 264H224V263H223ZM252 264H253V262H252Z\"/></svg>",
	"mask_w": 264,
	"mask_h": 264
}]
</instances>
